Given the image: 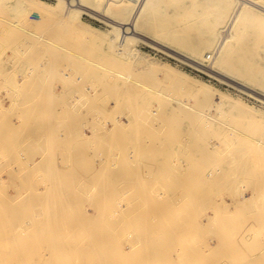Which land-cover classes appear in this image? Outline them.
Wrapping results in <instances>:
<instances>
[{
  "label": "rangeland",
  "instance_id": "1",
  "mask_svg": "<svg viewBox=\"0 0 264 264\" xmlns=\"http://www.w3.org/2000/svg\"><path fill=\"white\" fill-rule=\"evenodd\" d=\"M40 1H43L44 3H46L48 5H55L57 3V0H40ZM87 1H86V3L92 8L90 9V12L82 13L81 20L83 21V23H85L87 25H92V26L96 27L102 33L107 34L108 37L112 34L110 31L111 26L103 18V14L106 13V14L114 17L117 20H130L131 21L134 19L133 16L135 15L136 11L138 9H140L141 7H143V4H142L143 0H138V4H140V5H135V6L131 5L129 7L122 6L120 0H118V1L117 0H87ZM256 1L257 2H259V1L264 2L263 0H256ZM166 3L167 4H165V2L161 3V5L159 6V8L156 11H152L148 15L147 14L145 15L144 12L142 13L140 19L138 20V26L140 27L141 30H143L145 33H147L152 39L151 38H145V39H147L146 41H143L144 39L142 41L139 40L136 44V47H137V49H139V51L143 55H145L151 61H154L157 64L168 65V66L172 67L173 69L178 70L179 72H186V73H188V75H190L189 76L190 80L196 81L198 83H204V84L209 85V87L212 88L213 91H215L214 93L212 91V93L214 94V96L212 95L214 97L212 103H210L211 101L204 100L199 96H197L194 99L193 97L195 94L193 95L191 93L189 95L187 88H182L181 90L170 88L172 86V84L166 80H162L161 77L156 76V78H155V75H153L154 77L153 76L152 77L154 79H157L156 81L153 80L151 77V74L146 75L141 70H136V68L134 66L138 65V64H134L133 62H131V60L123 57L122 55H120L118 53H116L117 51L112 49L110 44L104 40H101V39L94 40V44L92 45L90 43L91 42L90 40H85V39H82L81 37L77 38L78 37L77 35L76 36L72 35L74 33L73 31H72L73 33H71V32L69 33L71 28L65 27V26H63V24L59 25V23L57 22L58 20L54 16L51 18H55L56 20L48 18V15L42 9H40L36 15L33 12H30L28 14V16L25 17L26 19L24 21V25L29 26V27H33V28H36V27H34L36 25L37 28L39 29L40 33H42V34L44 33L47 36L49 35V38H45L44 36H42L45 39L44 41H37L36 40V42H34L35 41L34 38H30L31 39V41H30L29 39H27L29 37H27V38L24 37L25 34L22 36V34H21L22 31L16 30V31H18L17 33H16V31H14L15 28L17 29V27H15L14 29L12 28V30H11L9 25H11V27H14V26H12L13 25L12 24V20H13L12 12L7 11V13H5V16L2 19H0V22L2 21L0 24V27L2 26L3 21L5 23L9 24V25H6L4 23V26L0 29V33L2 30H4V32L2 31L1 35H3V33H4V35L7 36V37H5L4 35L3 36L0 35L1 36L0 37V112L3 113V115H2V113H0V115H1L0 119H3L0 122L3 121V124L5 122L8 123L7 125H6V123L4 124V126L6 125L7 129H5V127L3 126L5 131L3 130L2 132H0V134H2V133L6 134L5 135L6 139H8L7 140L8 142H6V143L12 142V139L9 138L10 135L14 136L15 133H16L15 136H18L19 134H20L19 136L22 135L24 139H21L22 136L20 138L18 136V139L15 138V140L17 139L18 141H21V143L26 141L24 144H27V143H29V144L24 145L25 147L24 146L21 147V143H20L19 152L21 150L22 154L20 153L21 156L19 159H21V157L23 159V156L25 157V159L30 158L32 155L28 156V158L26 156V154L29 153L28 148H30L31 149L30 151H32V153L35 152V157L37 156L35 158L34 154H33V158L35 159L33 162L36 163V160H39L38 158H40L43 155V153H42L39 155L40 157L38 156L37 151L39 152L40 149L42 150L43 146L40 149L37 148L36 142H37V145L41 146V141H42L43 142L42 145H44V148H45V144L48 142H45L46 139L44 137V134L46 132H48L45 135V136L48 135L50 138V142L48 144L51 143L50 146H52L55 143V146H52L53 148L51 147L53 149V150H51L53 155H51L52 153L47 150V149H49V147H47L48 145H46L47 149H45L44 155L46 154L48 156V153H46V151L49 152L51 156H48V157L51 160V157L53 156L52 163L53 164H54V162L56 163V166H54L56 169H54L51 166L52 163L50 161V163H51L50 166L52 167V169L55 170V173H56V178H54L55 176L53 177L55 180L54 187H52V189L54 188L55 191L54 190H52V191L56 192V194H57V196H56V194L51 195V196L52 197L56 196V197H58L56 199H58V201L60 200L59 202L57 201V203H54V204H56L55 205L56 207L53 210H55V215H57V218L60 217L62 219V216L64 218H67V214L70 212L68 210L65 211V209H64L65 198L63 196L66 197V195H65L66 192L73 191L74 196H77L78 200L81 199V200L86 201L85 199H87V203L84 202V204H83V201H79V203L80 202H82V203L81 204L78 203L79 205H77V199L75 197H73V192L72 193L70 192V193L72 195V200L76 201V203L70 202L71 199L69 197L71 195L69 196V194H68V198H66V200L67 199L69 200V202L66 201V206L70 205V207H72L71 209H73V212L71 209H69V210H71L72 213H69V214H71V216H69L70 217L69 219L68 218L66 219L69 222V225L67 224L68 227L64 226L65 224L64 225L62 224L63 225L62 227H64V229L66 231L67 230L68 231L66 233H64L62 231H65V230L60 228L61 229L60 232H61L62 237L61 236L59 237L60 234L59 235L55 234L56 235L55 240H57V242L54 243V246H53L54 249L52 248L55 252L52 251L51 259L54 255L55 256L60 255L62 257V259H60V261L58 259L61 257L58 258V256H57L58 259L54 257L55 259L53 258V260H51V261L55 262V260L56 261L58 260V262H56L55 264H57L59 262H60L59 264H69L68 260H70L71 258H72V260H70V262H72L73 264H89L91 262H92L91 264H96V263H98L96 260L97 254L102 255L100 260H101V262H103L102 260L108 259V255H109L108 253L111 251L110 247H108L109 243H111L113 245L112 246L110 244L111 247H113V249H112L113 253L112 254H116V258L119 257L118 260L120 259L119 260V261H121L120 264H122L125 260V259L123 260L120 257L121 255H123V253H120V252H122V250H124L123 252L126 253L127 256H131L132 259L131 258H129V259H130V262L132 261L131 262L132 264H133V262L134 263L137 262L136 264H138V262H140L141 259L144 258L145 255H148V253H149V256H151V257H150V259L148 258L149 260H147V258H146V260H147V262L150 261L149 262L150 264H155V260L157 261V259H156V257H154V255H157L158 257L161 256L159 258V260L162 259V257L165 258L166 260L165 259L164 260L167 262V264H168V262H171L169 264H172L173 261L175 263L176 260H177L176 264H179L180 262L185 261L187 259L186 256H188V258H189V255L185 254L184 255L186 257L185 260L182 259L181 261H179L177 259L178 255H179V257H178L179 259L183 258L184 256L180 257V255H181V253L183 255L185 253L184 251L186 250V249L181 250L184 248V242H182V241H185L186 247L189 246L188 248H192V247H190V245H188L191 243L186 244V239H187V242H189V241L193 242L192 246H193V248L195 247L196 251L198 250V253H197V255L199 254L198 257H200V255L202 253H204L203 255L205 257L202 258L204 260H202L201 262L204 261L203 263L207 264L206 259H205V258H207V259H209L208 264H217L218 260H221V261H219L221 264H225V261L227 264L228 261L225 259H227L228 257H226V256L229 255V258H230V254L227 253V251H228L227 249L229 246L231 247V244L233 243L232 241L234 239L237 240V242L235 243V245H236L237 243H239L240 239L243 240L241 238V236L245 235L243 233L248 232V233H250V235L252 234L251 236L253 237L254 233L255 234L258 233V231H257L258 228L256 226L257 225L260 226V224H261V226L259 227V229L262 232L261 234L264 235V230L261 229L264 225V170L261 169L264 167L262 165V164H264L263 163L264 162V160H263L264 159V155H263L264 150L260 151V150H257L255 147L253 148L252 145L248 146V145L252 144L253 140H255L256 138L258 139V137L264 135V102L259 97V93H256V92H260L262 94L264 93V83H263V81H264V33L261 31V28L259 27V25H256V23H258L260 18L264 15V12L259 10L258 8L251 7L252 10H255L254 11V13H255V24L252 26V28L250 27L249 30L246 31V33L242 32V30L240 31L242 26H240V20L237 19L236 23L234 24V26L231 30V34H233V35H232V37H231V35L229 36V38L227 39L225 45L222 48L223 50H222L220 48V45H219V43L221 42L222 37H223L222 33H224V31H228V29L230 27L229 22H231L232 17H234V11H231L229 13V15L226 17L225 23L221 27L222 28L221 31L218 32L216 35L217 37H211L207 41H204L203 43L201 42V44L198 45L197 42H199L198 41L199 39L204 40V38L207 37V35L202 36V35H205L207 31L203 32V30L206 28L205 27L206 25H205V23H204V25H203V23L201 24V22H204L203 19L206 16L205 13H207L209 10L208 5L204 4L203 2L196 4V2H194L193 0H184V1L183 0H181V1L180 0H170V1L168 0ZM177 3L179 4V6L181 8L177 7L178 6ZM135 9H136V11H135ZM186 10L188 13H186ZM203 11H204V13H203V15H201V13ZM231 13H232V17H231ZM174 14H176V15H174ZM170 15H172V16H170ZM192 15L193 16L195 15L196 17L195 16L193 17ZM173 16H175V17L171 18ZM179 16L182 18L180 20H177V17H178V19L180 18ZM181 20H183V21H181ZM179 22H180V24H179ZM184 24L186 27L184 26ZM228 24H229V26H227ZM237 24H238V27H237ZM46 26H47V28H46ZM57 28H60L59 29L60 33L59 32L57 33V31H58ZM68 28L70 30H67ZM237 29H239V30L236 31ZM47 30H48V32H45ZM195 30H196V32H195ZM9 32L10 33L12 32L14 35L15 34L19 35V33H20V37L22 36L21 37L22 39L18 36L20 39L18 38V40L14 41V43H15L14 44L13 40L17 39V37L14 38L13 37L14 35H11V36H9V37H11L9 39V37H8ZM49 32H51L52 34L50 35ZM190 33H192V34H190ZM58 34L60 37L58 36ZM199 34H201V35H199ZM62 35H64V36H62ZM23 39L25 41H23ZM153 39H154V41H153ZM10 40L12 41L13 45L11 44ZM71 40L74 41L76 44L73 43ZM77 41H79V42H77ZM30 42H32L33 44ZM255 42H257V43L255 44ZM19 43L22 46H23V43H26V44H24V46L22 47ZM48 43H50V44H48ZM58 43H60V44H58ZM70 43H73V44L71 45ZM206 43H208V44H206ZM8 44H9V46H8ZM74 44H75V46L73 48ZM66 45L70 48V50ZM76 45H78V47ZM210 46L212 48H210ZM79 47H80V49H83V47H85V48L81 51V50H79ZM64 50H65V52H64ZM71 51H73V52H71ZM213 51H214V57L211 61L208 62L206 60V57H207L206 54L208 55V53H211ZM66 52H69L72 55H70ZM109 55H111L112 58H114V59L112 60V58H109L110 61L108 62L107 57H109ZM116 59L120 62L127 64V72L125 69L126 66L124 67L123 66L124 64L123 65L119 64L120 62L116 61ZM216 59L222 66V68L220 69L222 74L217 73L218 72L217 70H219V69H215L216 71H214V62ZM67 60H69V61H67ZM226 61L228 63H230V65H228V63ZM115 62H117V64L120 66L122 65L121 69L125 70L124 71L125 73L123 71L119 72L121 70L118 68L119 66L117 68H114V66H117V65H114ZM108 63L110 65H108ZM128 63L133 66V68H132L131 65H129V67L132 70L130 68H128ZM89 64H90V67H89ZM91 64H93V65H91ZM74 65H75V67H74ZM94 65H96V66H94ZM110 67H113V69ZM123 67H124V69H123ZM99 68H101V69H99ZM87 69H89V70H87ZM104 69H105V71H107L106 74H105ZM114 69H117V70H114ZM128 69H130V70H128ZM133 69H134V71H133ZM128 71L130 73H128ZM227 71H229V72H227ZM234 71H236V72H234ZM112 73H113V75H112ZM122 73H124V74H122ZM126 73H128L127 74L128 76L126 75ZM139 73L142 74V76L146 77V78L149 77V75H150L152 80L148 79V78H147V80L145 78L144 79L139 78V76L137 75ZM131 74L132 75L136 74L137 77H135L133 75L135 78L134 77L132 78ZM118 77L120 79H118ZM69 78L74 80L76 83L73 81H70ZM126 79L128 80L129 84L131 82L135 83V84H131V85H136V84L138 86L140 84L141 85L142 84L147 85L148 87H150L152 89V90L150 89V93L152 96L150 95V93H143L142 90L138 91V89H137L138 86L137 87L135 86L136 88H134V89H137V91H138V93H137L138 97H137L135 95L137 91L132 90L131 86L128 84ZM68 80H69V82H68ZM147 81H148V84H146ZM158 81H160L161 84ZM151 82H152V85H151ZM167 82H168V86H167ZM155 83H156V85H155ZM158 83H159V85H157ZM239 83L249 85V86L253 87L256 91H252V90L250 91L249 89L247 90V88L241 87L239 85ZM162 86H163V88H162ZM164 86H166V87L164 88ZM77 87L79 89H81L82 87H84V88H82V91L80 92ZM25 88H26V90H25ZM28 88L32 89V90H28ZM169 88L172 90V92L169 91ZM75 89H77V91ZM105 89L106 90L108 89L109 93L107 91H104ZM94 90L97 91L98 93L95 92ZM35 91H37V93ZM93 91L95 93H93ZM157 91H159L160 93L163 92L164 96L159 95V94L155 95L154 93H156ZM166 91L168 93V96H167ZM16 92H19V93H16ZM76 92H77V94H75ZM152 92H154V93H152ZM30 93H31V95H30ZM67 93H68V95H67ZM113 93H114V95H113ZM218 93L221 94L222 96L223 95H229L235 99H238L241 101L242 105H247V106L251 107L253 110L242 111L241 109L240 110L236 109L235 111H233V113L231 115H229L230 112L228 111V109H223V111L218 112L217 109L214 107V103H216V101H218L220 99V97H219L220 95H218ZM109 94H112L113 96L110 97ZM87 96H89V97L87 98ZM96 97H97V99H96ZM156 97H159V98H156ZM83 98L87 99L89 102L87 100H86V102H84L85 99H83ZM89 98L92 99V101H94V103H92V101ZM134 98H136V99H134ZM64 101L69 102V103H67L68 105H66V103H64ZM179 101L181 102V104L179 103ZM183 101L187 104L189 103L188 106H190V107H186L185 106L186 104ZM12 102H13V105H12ZM17 102H18V104L16 105ZM28 103H29V105H28ZM70 103H73V104H70ZM80 103H82L84 106L86 105L85 106L86 108ZM92 104L93 105L95 104V105L93 106ZM199 105H200V107H199ZM209 105H210V107H209ZM96 106H98V107H96ZM25 107H26V109H25ZM35 107H37V108L35 109ZM70 107L71 108L73 107V108L71 109ZM87 107L89 108V110ZM94 107H96L95 108L96 110L94 109ZM7 108H9V109H7ZM27 108H29V109H27ZM45 108L46 109L48 108V109L45 110ZM50 108L54 114L52 112H50ZM182 108H183V110H182ZM204 108L209 109L210 115L204 114L202 117L200 116L201 118L200 117L198 118V114L200 112H203V110H205ZM3 109H5V110H3ZM7 110H9V112H7ZM66 110H68V112H69L68 116H67ZM86 110L88 111L87 114L85 112ZM24 111H25V114H24ZM47 111L49 114L45 115V113ZM94 111H95V114H94ZM255 111H259V112L261 111V113H257ZM6 112H7V114H6ZM70 112L73 114H71ZM100 112H101L100 115H102V116H100L98 114ZM227 112H229V113H227ZM15 113H17V114L14 115ZM80 113L84 114L82 116L84 119L81 118L82 114L80 115ZM105 113H106V115H105ZM5 114L7 115V117L10 115L9 116L10 120H9V118H6ZM240 114H242V115L239 116ZM42 115H43V120H42ZM60 115H62V116H60ZM86 115H87V117H86ZM2 116L3 117L5 116L4 118H6V119H4ZM46 116H49V118ZM99 116L101 118L102 117L103 118L100 119ZM259 118H262V119L260 120ZM45 119H48V121ZM60 119H61V122H59ZM8 120L10 121V123ZM92 120H95L93 123L97 122V123H95L96 127L94 126L93 123L90 124V122H92ZM104 120H105V122H103ZM211 120H212V122H211ZM63 121H66V122H63ZM86 121H87V126L85 125ZM98 121H100V122H98ZM208 122H211L212 124L207 125L206 123H208ZM98 124H100V125L102 124V125L101 126L99 125V127H97ZM11 125L13 126V128H17V131H15L16 129L13 131ZM52 125H54L55 127L57 126L60 129L55 128ZM90 125L94 126V128L92 129V130H94L93 132L99 131V133L96 132L97 134L94 135L92 133V131H89L91 129ZM25 126H26V128H24ZM9 127H11V128H9ZM30 128H32V129L34 128L33 130L32 129L31 130L35 134L38 132V135H35L30 130ZM39 128L41 130H42V128H46V129L41 131ZM95 128L96 129L98 128V130H96ZM56 129H58V130H56ZM257 129H259V130H257ZM22 130H23V132H22ZM53 131H54V133H53ZM106 131H107V133L112 131L113 134L111 133V135H113V136L116 135L115 136L116 138L110 137L108 135L105 136ZM253 131L255 133H253ZM39 132H41V133H39ZM50 132L53 135H51ZM57 132H58V134H57ZM82 132H84V134L86 133L85 134L86 136L87 135L89 137L91 136L90 140L86 139V142L89 140V142H87V144H88L87 146H86V143L84 141L85 139L83 140L80 137V136L83 137V135H84ZM24 133H25V135H24ZM26 133H28L29 135H26ZM30 134H32V135H30ZM72 134L74 135V138H72L73 137ZM58 135H60V137ZM76 135H78L77 137H78V140L80 141L78 143L79 144L83 143L84 145L83 144L82 145L84 147L86 146L85 148L87 149V151L90 149L88 152L83 147L82 148H75V147H78V145H79L77 143V141H78L77 139H76L77 140L76 142L74 141L75 142L74 144H77V145H73V140H75V138H77ZM96 135H97V140H96ZM34 136H38V138L34 137ZM64 136H66V137L68 136L67 138H71L72 140L65 139L66 137H64ZM134 136L138 137L137 139H139V141H136L137 139ZM3 137H4V134L0 135V138H1L0 140H2ZM55 137L60 138L59 139L60 143H56V142H58V140ZM99 137H101V139H102V140H100L101 142L98 141ZM262 137H264V136H262ZM262 137H260V138H262ZM32 138H33V141L29 140ZM51 139L53 141H51ZM142 139L143 140L145 139L147 141L143 142ZM182 139H183L184 143L181 141ZM4 140L5 139H3V141ZM66 140H68V141H66ZM91 140H93L94 142L93 141L91 142ZM118 140H120V141H118ZM261 140L264 141V138ZM5 141H4V143H5ZM70 141L72 142V144H69ZM111 141L113 142V144L111 143ZM34 142H35V144H34ZM52 142H53V144H52ZM146 142H147V144H146ZM4 143H1L2 146H4ZM17 143L13 142L11 144L14 145ZM91 143H92V145H91ZM94 143L97 146L93 145ZM11 144H10V146H11L10 148H13L12 147L13 145H11ZM68 144H69V146L73 145V148L72 147L71 148L73 151H76L78 156L72 150H70L71 149L70 147H68V150H66L67 149L66 146ZM118 144H121L120 148H117ZM135 144L136 145L139 144L140 146L138 145V147H136ZM82 145H80V146H82ZM143 145L145 147H143ZM186 145L188 148L186 147ZM18 146L17 147L15 146V150L16 149L18 150V148H19ZM93 146H95V147H93ZM125 146L127 148H125ZM133 146L136 147V149L134 147V150H135L134 152H136V153L133 152ZM141 146L143 147V149ZM0 147H1V145H0ZM32 147H34V148H32ZM57 147H59V148H57ZM98 147H100V150H98ZM113 147H115L117 150L116 149L113 150L112 149ZM247 147L249 150L253 149V151L251 150V151L247 152ZM10 148H8L7 150L5 148H2L1 151L4 152V150H6L8 153L10 151L9 150ZM44 148L41 152L44 151ZM123 148H125V150ZM137 148L140 150L139 151L140 154L138 153L139 156L136 158L137 152H138ZM101 149H102V155H101ZM119 149H121L122 151L124 150L123 151L124 155L119 153ZM229 149H231V151ZM13 150H14V148L11 151H13ZM22 150H24V151H22ZM94 150L95 151L97 150L98 153L94 152ZM108 150H110L109 152H112V154H109ZM121 150H120V152H121ZM142 150L145 152V154H142ZM177 150H178V152H177ZM68 151L70 152V155H71V153L73 154L72 157L75 156L76 158L75 157L72 158L70 155H68L69 154ZM91 151H93V152H91ZM179 151H180V153H179ZM10 152L8 154L12 156V154ZM15 152H17V151H14L13 154H18ZM23 152H25V153L27 152V153L23 154ZM65 152H66V154H65ZM86 152H87V154H86ZM249 152L250 153L252 152L253 155L249 154ZM4 153H6V152H4ZM36 153H37V155H36ZM93 153H95V154L92 155ZM127 153H129L130 155ZM228 153L231 155H229ZM258 153H260V154H258ZM20 154H18V157ZM118 154H120V155H118ZM0 155H2V152ZM5 155H7V154H4V156ZM29 155H30V153H29ZM83 155H86V156L89 155V157L87 156L88 160H86L85 156L83 157ZM104 155H105V157L103 158ZM108 155L110 156L111 164L115 168H113L112 165L109 163L110 160H108V158H107ZM116 155L118 156V158H116L117 157ZM232 155H233V157H232ZM255 155H257V156H255ZM4 156H0V157H3V158H1L2 160L6 157V156L5 157ZM45 156H42V158H40L41 162H44V163H45V161L47 162V160H46L47 156L46 157ZM69 156H70V158H69ZM93 156L98 161H96L95 158H92ZM111 156H112V158H111ZM127 156H130V158ZM15 157H17V155ZM43 157L45 160L43 159ZM113 157H115L114 158L115 161L112 160ZM144 157H145V159H143ZM248 157L250 159H248ZM33 158H31V160H33ZM66 158H68V159H66ZM121 158H123V159H121ZM126 158H129V160ZM146 158H147V160L149 159V161H147ZM230 158H233V159L230 160ZM8 159H6V160H8ZM74 159L78 162H75ZM90 159H92V160H90ZM93 159L95 160V162H93L94 161ZM137 159L139 161L138 162L139 164L134 161V160L137 161ZM180 159H181V162H179ZM257 159H259V160H257ZM6 160L4 159L3 160L4 162L3 161L0 162L1 165H3V163H6L7 165H8V163H10L11 165H8V168H7V165L6 166L4 165L5 166L4 169L3 170L0 169V179H3V181L5 183H3V181H0V182L3 184H6V182H8L7 186L4 185L6 188H3V189L5 192H9V194L11 196H14L16 198L14 200H17V197H19L20 194L22 195V190L24 191L25 189H28V188L21 186V180L18 176H20V174H22V173L21 172L19 173V170L16 173L14 169L17 170V166L19 167V169L23 168L25 163L23 166H19L17 164L18 161L16 162L15 158H14V160H12V158L10 157L11 162H5ZM21 160H20V162H21ZM66 160L67 161L72 160V161H74V164H73V162L69 163ZM127 160H128V163H127ZM175 160H176V162H174ZM248 160H249V163H248ZM261 160H262V164H261L262 166L260 165L261 168H259L260 166H258V165L260 163L259 161H261ZM24 161L28 163V166L31 165L30 160H24ZM112 161H113V163H112ZM227 161H228V163H227ZM232 161L234 164L232 163ZM237 161L239 163H237ZM64 162L72 164V167L69 164L68 165L66 164V165L70 166L69 168H71L73 170L66 168L67 166H64L65 165ZM89 162H91V163L93 162V164H91ZM106 162L109 163V164H107V166L110 165L109 166L110 169L107 167V169H109V171H107V172L104 171L106 169L105 168L104 170H101L102 171L101 172L100 169H102V167L106 166V164H105ZM115 162H117V164H119L118 167H116L117 164H115ZM142 162H145V163H142ZM27 163H26V165H27ZM37 163H36V165H37ZM44 163L43 164L41 163L42 164V166H40V167H42L40 169L41 172H43V168H45V166H43V165H46V163L45 164ZM77 163H78V168L79 167L80 168L79 169L76 168V171H75V167H77ZM129 163L131 165L133 163H135L134 165L131 166V167H133V166L134 167L130 169V166L128 167V165H130ZM140 163H142V164H140ZM246 163H247V165H246ZM39 164H40V162H39ZM88 164H89V166H88ZM21 165H22V162H21ZM74 165H76V166H74ZM135 165H137V166H135ZM144 165L146 168L144 167ZM234 165H236L235 168H234ZM9 166H12L13 169L10 167V169H12V172L10 171V173L7 174V172H9V171H7V170H9ZM48 166L49 165L46 166L47 168L44 169L43 173H45L47 171L46 169H49ZM168 166L171 167L173 170L170 169ZM37 167L38 166H36V168ZM92 167H93V169H91ZM97 167H98V169L100 167V169L96 170ZM127 167L129 169H127ZM0 168H1V166H0ZM39 168L36 169L37 172L40 171ZM65 168H66V170H65ZM122 168H123V170H122ZM125 168H126V170H125ZM52 169H50V170L52 171ZM67 169L71 170V171H68L71 174L65 172V171H67ZM146 169H149L148 170L149 175H152V177L150 179H148V177L146 176V175H148V172L146 171ZM211 169L212 170L214 169V172H213L214 174H211V172H212ZM257 169H259V171H257ZM50 170L48 171V173H50ZM92 170L94 173L96 172L95 175L93 174V172H91ZM152 170L154 171V173ZM112 171L115 174L112 173ZM243 171H245L247 174L245 175V172H243ZM41 172H39V176H38V177H40V180H43L44 178H46V177L48 178L50 176L47 174L48 176L46 175V177L41 178L44 176V175H42L43 173H41ZM172 172L173 173L175 172V173L173 174ZM12 173H15L17 175L19 173V175L16 176L15 174H12ZM40 173L42 176L40 175ZM51 173L54 174V172H51ZM10 174L12 176H9ZM88 174H90V175L86 176ZM239 174H240V176H239ZM37 175L38 174H36V176ZM72 175L74 178L72 177ZM100 175H104L107 177H105V179H103V180L102 179L100 180V178L102 177V176L100 177ZM243 175H245V176H243ZM69 176H71L75 180L69 179ZM75 176H76V178H75ZM97 176L100 178H98ZM9 177H12V179ZM51 177L52 176H50L48 179L50 180ZM94 177H95V179H94ZM154 177L157 179L154 180ZM162 177H164V178H162ZM234 177L236 180H234ZM47 178H46L47 181L46 180H44L42 182L40 181L41 185L38 182L39 185H35V187H33V188H36L37 194H38V192L45 191L47 184L48 185L51 183L53 184V182L48 183ZM86 178L90 182L86 181ZM120 178H121V180H120ZM123 178H126L129 181L127 180L128 182H126ZM141 178H143V179L141 180ZM180 178L182 179V181ZM65 179L68 181L66 182ZM144 179H146V180H144ZM246 179L249 182H247ZM56 180H57V183H56ZM70 180L74 181V183L73 182L69 183ZM96 180H98L97 183H95ZM146 181H147V183H146ZM240 181L242 182L241 184H243V185L240 184ZM44 182L47 184L45 185ZM122 182H125L126 184L125 183L122 184ZM67 183H69L71 185V187H69L67 185ZM86 183H89V185ZM127 183L128 184L130 183V184L127 185ZM146 184L150 186V190L153 189V190H151L152 192L155 191V193H153V197H152V194H150L151 192H148L149 195H151L150 198H152V201H153V198L155 196L157 198H160L159 200L157 198H155L157 200V204H156V201H153V202H155V203H153L155 205V207H153V208H151L153 206L152 204H151L152 206L150 204L147 205L148 200L145 199L148 197L146 196L147 194L144 191L147 188H149V186H147ZM63 185L67 189L69 188L71 190H67V191L64 190V193H65L64 194L63 193ZM47 188L51 189V187H47ZM66 188H64V189H66ZM144 188H146V189H144ZM178 189H180V190H178ZM191 189L196 190V192L193 190V192L195 193V194L193 193L195 195V197L194 196L193 197L195 199L193 197H188V195L190 196V193H192ZM156 190H158L159 192L158 191L156 192ZM161 191L163 194L161 193ZM175 191H176V193H175ZM184 192H186V194ZM46 193H48V192H46ZM50 193H52V192H50ZM75 193L77 195H75ZM90 193L94 194L93 196L91 195L93 198L98 195L97 198H94V200H96V201H93V198H91V196L89 195ZM158 193H159V195H158ZM173 193H174V195H173ZM183 193H184L185 197H184ZM52 194H54V193H52ZM86 195H88L87 196L88 198H85ZM101 195H102V197H100ZM164 195L168 196V198H169V196L170 197L174 196V197H171L170 201H167V199H166V201H167L166 202L165 200L162 201V199H161L162 197L163 198L165 197ZM36 196H38V195H36ZM43 196H44L43 199H46V197H45L46 194H43ZM51 196L47 195V197H51ZM186 196L188 197L187 198L188 200H189V198L191 199L190 202L196 201V203L192 202L189 206L190 202L185 199ZM40 197L42 198L41 195H40ZM82 197H84V198L82 199ZM98 197H100L101 199H99ZM38 198L39 197H37V202H38L37 207H39V209L37 208V212L40 211L39 212L40 214L39 213H37V214L39 215V217L42 216L44 218L43 214H41V213H43V210H42L43 208L45 210V206H43V204H42L43 201L40 200L41 198L40 199H38ZM48 199L45 201L47 202ZM53 199H54V197H53ZM103 199H104V201H102V204H101L100 202ZM144 199L147 201L146 203L144 202L145 201ZM90 200L93 201L92 203H95V202H97V203L92 204L90 202ZM113 200H114V203L116 202L115 204L113 203V205H115V206L112 205ZM130 200H131V202H130ZM175 200L177 201L176 203H175ZM202 200L204 202H206L208 205L206 206L205 205L206 203L205 204L202 203L201 202ZM45 201H44V203L46 204ZM53 201L56 202L55 199ZM88 201L90 203H88ZM161 201H162V203H161ZM164 201H165V203H164ZM208 201L211 202V205L215 204L216 206H218V207H215L217 212L215 211V208H214L215 205H213V206L209 205L210 203ZM178 202L180 203V205L177 204ZM200 202L202 203V205L205 206V208H204V206H202L200 204ZM21 203L22 202H18L17 204L19 206H21ZM49 203H50V201H49ZM49 203H47L46 208H48ZM99 203L101 204V206H104V208H107V209L104 210L103 207L100 208ZM106 203H107V205L105 207L104 204H106ZM51 204H53V203H51ZM171 204H173V206ZM192 204H193V206H192ZM198 204H200L203 209L202 208H196V207H198ZM74 205H76V206L73 208ZM166 205L170 208V210L172 207H173L172 210H174L175 207H176V210H174V211L171 210V212H169L168 211L169 209L166 208L167 207ZM176 205H178V207L179 206H182V207L178 208ZM200 205H199V207H200ZM40 206H41V209H40ZM66 206H65V208L67 209ZM144 206H147V207L149 206L148 209L150 210L149 211L146 209L147 211L150 212V213L149 212L147 213L146 218H145L146 210H144L145 209ZM191 206L193 207L192 209L196 208L198 210V213L200 210L201 212L199 214H203L205 212L204 215L207 214L209 216H207V215H205L204 217H202L203 215L200 216L197 213V211H195L196 209H194V211L191 210ZM114 207L116 210L114 209ZM116 207H119V208H116ZM210 207L212 209L214 208L213 211H212V209H210ZM111 208H113V209H111ZM180 208L181 209L184 208L183 211H181V213H180V210H181ZM122 209H124L123 210L124 213L123 212L120 213V211H122ZM166 209L169 212V214H171L170 218L167 217L168 212H166ZM47 210H49V208ZM160 210H161V212H158ZM218 210H219V213H218ZM151 211H153V212H151ZM64 212H66V213H64ZM97 212L100 213V214H97L98 217L95 216ZM183 212H186V213H183ZM48 213L52 214V211L50 210ZM48 213H46V214H48ZM79 213H80V215H81V213L83 216L85 215L84 217L86 219L90 213L93 215V217L90 215L91 219H88V220L84 219V220L88 221L89 223L91 220V223H93V225H91V223H90L91 226H95L97 223H99V220H101V218H102V217H100L101 215L105 216L103 220H105V218L107 219V217H109L110 219H108V220L114 221L115 217L112 216L113 218H111V215L116 214L114 216H117L119 214V216L116 217L118 221L116 220V222H115V229L116 230L113 233H105V234L94 233L91 230L93 228H96V227H91L90 232H93V233H89L88 236L91 235L92 237H96V238H100V237L103 238V236H104V239L109 237L108 239L110 240V242L107 244V246L102 248L103 249L102 253H101V251H100V253H97V251H99V248L96 249L97 247L93 246V251H94V254L96 253V255H95L96 258L94 257V254L92 256H88L89 258L87 257V254L88 255L90 254V251L87 248H90V250H92L91 247H89V244H88L89 242L88 243L86 242V241H88L87 240V234L86 235L84 234V238L86 237V240L85 241L83 240L84 244H81V242L79 243V241L82 240V238L80 240V237H82V236L79 235L80 233L78 231H80V229L77 227V224L81 223V221L83 220L82 219L80 221V219L83 217L81 216L79 218V216H80ZM161 213H163V215L161 216L162 218L160 217ZM176 213L178 214V218H177ZM194 213H197L198 216H200L201 218L199 217L198 219L195 220V218H197L198 216H197V214H195L194 217L191 216ZM214 213H215V217L217 215H219V217H220L218 219H217L218 216L216 218L213 217L215 220H218L216 222L217 224H219L220 221H225V220H221L222 218L228 219L230 217L229 219H231V220H230V222H229V220L226 221V224L228 223V225H224V222L223 223L220 222L224 226L222 224L218 225L217 227H218L219 231H217L218 229L216 230V228H214V230H216L219 233L218 234L213 233V235H211L212 232H210V231L213 230V228L212 227L210 228L209 224H210V226H212L213 223H211V222H212L213 218H211L212 219L211 220L209 217H211L212 215L214 216ZM124 214H126V215H124ZM164 214L166 215V217L168 219L165 218ZM172 214L173 215L175 214L176 217L174 216V218H171ZM184 214H186V217ZM239 214L240 215L242 214L243 216H240ZM138 215L140 218H138ZM180 215H182V216L180 217ZM227 215H230V216H227ZM236 215H237V217L235 218L234 216H236ZM183 216L185 217V221L181 220L183 218ZM195 216H197V217H195ZM231 216H233L235 218V221H236V219L239 220L241 217L245 218V216L249 220L253 219L252 221L247 220V222H245L246 218L245 219L241 218V221L245 222V225H247L245 227L239 225L241 223L240 221H239L240 223H238V221H237V223L234 221L242 229L246 228V227L249 228L248 224L250 222H251V224L256 223L254 221V219H255L257 221V223H256L257 225L254 224V225H256L255 226L256 228L254 226L250 225L251 227L249 229L247 228L248 231H247V229L246 230L243 229L245 231H241V233H242V235H241V233L239 232L241 230V228L238 227L235 223L231 222L232 219L234 220V218H232ZM39 217H38V219H39L38 226L40 225V227H42V225L40 223L43 222V221H41L43 218L41 219V217L40 218ZM46 217L50 218V216H46ZM71 217H73V218H71ZM148 217L150 218L151 221L148 219ZM152 217H154V219ZM155 217H157L159 225L160 224L164 225V228H166L167 231L170 233L168 236L173 237L170 240H169L170 237L168 238V240L170 242L165 240L166 239L165 237H166L168 232L166 231V229L163 228L162 225H160L162 228L161 231L164 229L166 231V233H164V231H162V232L159 231L157 233L158 234L163 233V235L162 234H160V235H162L161 238H163V236H165L164 237L165 241H163V239H160V237H159L160 235H158V234L156 237L155 231H157V230H153L154 228H151L149 226L150 222L153 225L157 222V221L155 222V220H156ZM190 217H193V220H195L194 221L195 223H197V222L200 223L199 225L197 224L198 225L197 226L198 231L200 230L199 226L203 225L204 223L206 224V228H207L208 232L206 230H204L205 224H204V226H202L204 228H201V231H200L202 233L207 232L208 237L206 236L205 238H211L213 236H215V237H213L212 239H207V243H205L206 240L204 239V237H202L204 235V233H203V235H200L202 233H200L198 235L197 232L191 231V229L192 230L195 229L196 224H194L192 218H190ZM88 218H90V217H88ZM92 218H94V222H92ZM144 218H145V220H147V222H144L145 221ZM175 218L178 220L180 219L182 221L181 222V221L177 220L178 223L181 222V226L184 228H182L180 226V223L177 226V223H176L177 221L176 220L173 221ZM70 219L72 222L69 221ZM137 219H138V222H137ZM139 219L141 222L139 221ZM166 219H167V221H166ZM208 219H210V220L208 221ZM77 220H79V222ZM133 220L136 221V224L140 222L141 223L140 226L142 228H143V226H146L147 223H149V224H147V226H149V227H147V226L144 227L145 228L144 230L141 229L139 225H137L136 228L132 227V225L130 223ZM152 220L154 221V223ZM135 221L132 224H135ZM169 221H171V222L173 221L172 224ZM174 222H175V224H174ZM190 222H192V223L190 224ZM243 222H242V225H243ZM83 223H86V222L83 221ZM229 223H232L230 225L233 228L229 227L230 226ZM182 224H185L186 226L182 225ZM233 224L236 227H234ZM130 225L133 229L130 228ZM155 225H158V223ZM170 225H172V226L169 227ZM174 226H176L177 228L178 227L181 228V230L178 228L179 231H181V232H183L185 230V227H187L188 229L186 228V231L187 230L190 231L191 234H193V232H195L194 234H197V235L196 236L194 234L189 235V234H187L186 231H185L186 233H183L182 235H184V236L187 235V237L195 236V238H197V236H198L197 240L192 241L191 239H193L194 237L193 238L189 237V238H191L190 240H189V238L185 239L186 236L185 237L183 236L185 240L182 239L181 238L182 235L180 236L181 232H179L177 228H174ZM221 226H222V229H221ZM225 226H228V228L226 227V230L229 231V233L226 232V230L224 229ZM214 227H216V226H214ZM157 228H158V226L155 229H157ZM170 228L171 229L174 228V230H172V234L170 232L171 231ZM236 228H238V229L240 228V230L237 229L238 230L237 231ZM253 228H255L256 230ZM40 229L41 228L38 227L39 238H42L40 241L41 242L43 241V242H42V248H40L41 253H40V251H38L39 252L38 259L40 258L38 260V264H41V261H40L41 259H42V263H45L44 261L49 258V254L51 253V252H49V254H48V251H46L47 253L44 252L46 249H44L43 246L46 247L47 245L45 243L44 235H41L42 229L41 230ZM135 229L136 230L138 229L137 230L138 232L134 231ZM175 229H177V230H175ZM230 229H232V231ZM250 229L253 232L252 231L250 232L249 231ZM263 229H264V227H263ZM93 230L96 231L97 229L96 230L93 229ZM140 230H142V231H140ZM158 230H160V228ZM224 230H225L224 233L227 235H225L223 233L224 235L222 234V236H221L220 233H222ZM69 231H71L72 233ZM256 231H257V233H256ZM68 232L71 234L74 233L73 235H76V236L73 237V235H72L71 237H67L68 235L69 236L71 235ZM97 232H99V230H97ZM120 232L122 233V235L121 236L119 235V237L124 236L123 239H125V240L128 239L129 241L123 242L122 238L119 239L117 234ZM128 232L129 233L131 232V233L128 235L127 234ZM141 232H142V234L147 235V239H148L146 241L147 243L144 242L145 240H143L146 237V236L144 237V235L141 239L143 241H140V238L142 236ZM154 232H155V235H153ZM190 232H188V233H190ZM77 233H79V234H77ZM138 233H139V235H138ZM177 233H179V235ZM234 233L235 234L240 233V238H235V237H237L236 236L237 234L235 236H232V235H234ZM248 233L245 236H243V237H245V239L248 238V240H246L248 242L243 240L245 242L242 241V242H240L239 245L237 244L240 247L237 246L238 248H234V246H233V249H236V250L240 249L239 251L242 252L241 247L245 248V246H243V245L241 246L242 243L243 244L246 243V245H247L249 243V239H251V242L253 243L252 239L254 237L253 238L248 237V236H250ZM92 234L93 235L95 234V236H93ZM100 234L103 236H100ZM133 234L135 235V237ZM228 234H230V236H232V237H231V239L229 238L230 244L228 245V247H227V243H225L226 247H227V249H226V247H223L225 245L222 244L221 240H219L218 237H220V239H221V237H224V238H222V239H225V240H223V242L224 241L229 242V240L227 239L229 237ZM258 234H257V236L259 237L260 235H258ZM148 235L150 236L151 239L148 238L149 237ZM174 235H176V236L174 237ZM125 236H128L129 238L131 236V238L129 239L128 237H125ZM154 236L156 238L155 240L158 239V240H160L161 243L159 241H155V243H154V241H153ZM254 236H256V235H254ZM257 236L255 237L256 239H257ZM177 237L181 238V239H178ZM200 237H202V238H200ZM238 237H239V235H238ZM263 237H261L263 240L262 242L258 239L259 242H261V243L264 242ZM59 238L61 240H58ZM62 238L64 239L63 242H62V240H63ZM111 238H112V240H114L115 244L118 247L113 244L114 242L111 240ZM108 239L105 241L108 242ZM172 239H175V241L180 240L181 241L180 243L183 244V248L180 247L179 241L177 243H175V241ZM256 239L254 240V243L251 244L252 246L255 244V242L258 244ZM152 241H153V244H152ZM172 241H173V243H172ZM194 241H198L202 245H204V244L208 245V243H209L210 248L211 247L213 248V246L217 247V249H215L216 250L215 254H216V252H218V254H216L217 257L214 254V251H213L214 249L209 250L210 249L209 248L208 250L210 251L211 254H210V257L208 258L207 253L209 251L207 252V248L209 245L207 247H206V245H204L205 248H202V249H205V250H203V252H202V251H200V250H202L201 248L197 249V248L201 247L202 245L198 246V242H194ZM64 242H66L65 245H64ZM143 242L145 243V245H143L144 244ZM162 242L163 243L166 242V245H165V243L162 244ZM167 242H169L168 244H170V245H167ZM40 243H39L38 247L41 246ZM127 243L129 244V246H126ZM131 243H132V245H131ZM150 243H151L152 248L149 246V251H148L147 245ZM137 244L140 245V248H138L139 245H137ZM154 244H158V245L162 244V245H165L167 247V248L165 247L166 249H170V248L171 249L168 250V252H166L167 250L161 245V248L165 249V252L162 253L163 249L157 248L158 246H155ZM178 244H179V246H178ZM63 245L65 246L64 247L65 249L62 248ZM81 245H82V247H80ZM136 245H137V247H136ZM259 245L260 244H258V246H257L255 244L254 247L251 246V248L254 249L256 247V249L260 250L261 248L264 247V244H262L263 246L261 245V248H259ZM57 246H59V247H57ZM60 246H61V248H60ZM144 246H147V247H144ZM153 246L158 251L161 250L160 254H162L163 256L162 255L159 256V253H156L157 250H154L155 251L154 253H156V254L153 255V253H152L153 251L151 252V250L154 249ZM204 246H202V247H204ZM55 247H56V249H55ZM78 247H80V248H78ZM84 247H86V248H84ZM132 247L133 248L136 247L138 250V253L141 252L140 249H144L146 251V253L144 251H142L143 252V254L141 255L142 258L139 257L141 253L138 254V256L137 255L134 256V254H136V252H134L135 250L133 251L134 253L133 252L129 253V251L133 250ZM81 248H84L83 251ZM117 248L122 249V250L120 252H118L119 249H117ZM175 248H177V249H175ZM223 248L226 250H223ZM247 248H248V250H250L249 244L247 245V247L245 249H247ZM58 249L62 253L61 252L59 253ZM62 249L64 250V252L62 251ZM172 249H174V251ZM245 249H243L242 256L240 255L241 260H243V258H245V256L250 255V254L248 255L245 253ZM115 250L116 251L118 250L117 253H115L116 252ZM177 250L178 251L180 250L183 252H181V253L179 252L178 255H175V254H177ZM220 250H221V252H220ZM230 250H232V249H230ZM88 251H89V253H88ZM169 251H171V252H169ZM187 251H189V250H187ZM187 251H186V253L190 254L192 250L190 252H187ZM223 251H224V253H223ZM250 251L252 252L253 250H250ZM250 251H248V252H250ZM254 251H255V249H254ZM43 252H44V254L46 253L45 254L46 257L48 255V258H45V256L42 255ZM199 252H201V254ZM241 252L238 253V255L241 254ZM261 252L264 253V249H262ZM69 253L72 254V257L70 256ZM118 253H120L119 254L120 256H117ZM193 253H196V252H193ZM226 253L228 255H223ZM253 253H255V252H253ZM257 253H258V251H256V254ZM262 253L258 254V255H260L259 259H261V256L264 257V255ZM112 254L109 255L111 257V259H110V257H109V259L112 260L114 258L116 260L115 257L111 256ZM131 254H133V255H131ZM213 254H214V256H213L214 258L212 257L213 258L212 259L211 255H213ZM235 254H237V253H235ZM41 255H42V257H41ZM166 255L167 256L168 255L173 256V257H167ZM194 255L195 254H193V256ZM197 255H196V259H198L197 263H199L198 261L201 260V257L199 260V258H197ZM238 255H236V256H238ZM258 255H251V256L257 257ZM15 256H17V254ZM68 256H70L71 258L69 259ZM149 256H146V257H149ZM190 256H191V254H190ZM224 256H225V258H224ZM83 257H85V258H83ZM90 257H91V259L95 258V261L93 259L92 261H90L88 263V260H90ZM254 257H253V259H254ZM86 258H88V259H86ZM98 258H99V256H98ZM133 258H137V260L133 261ZM193 258H195V257L191 258L192 261L189 259L190 260L189 264H191V262H193ZM238 258H239V256L237 258H234V261L236 262L237 261L236 259H238ZM84 259L87 261V263L84 261ZM169 259H170V261H169ZM196 259H194L195 262H193L192 264L196 263ZM210 259H212V260H210ZM230 259H232V258H230ZM255 259H258V257ZM100 260H98V261H100ZM146 260H144V264H145ZM159 260L157 262L162 264L161 261H163V259L161 261H159ZM189 260L185 261V262H189ZM239 260H240V258H239ZM253 261L251 262L252 264L257 263L256 262L257 260H253ZM259 261L260 260H258V263H259ZM262 261H263V259H261V262ZM47 262H48V260H47ZM101 262H99L98 264H101ZM125 262H127V261L125 260ZM142 262L143 261H141V264H143ZM207 262H208V260H207ZM115 263L117 264V261ZM220 263H218V264H220ZM237 263H235V264H237ZM45 264H47V263H45ZM51 264H53V263H51ZM127 264H130V263L128 262Z\"/></svg>",
  "mask_w": 264,
  "mask_h": 264
},
{
  "label": "bare ground",
  "instance_id": "2",
  "mask_svg": "<svg viewBox=\"0 0 264 264\" xmlns=\"http://www.w3.org/2000/svg\"><path fill=\"white\" fill-rule=\"evenodd\" d=\"M86 1L87 0H57V3L55 4V5H48V4H46V3H44L43 1H40V0H0V19H2L4 16H5V13H7V11H10V12H12V15H13V20H12V26H14V27H11V25H9V24H7V23H5L4 21H3V23H2V26L0 27V29L4 26V23L6 24V25H9V27H10V29L12 30V28L14 29L15 27H17V29L15 28V30L14 31H16V30H20V31H22V36L24 35V37L25 38H27V37H29V38H27V39H29L30 41H31V39L30 38H34L35 39V41L34 42H36V40L37 41H44L45 39H44V37L45 38H49V35L47 36L46 34H42V33H40V31H39V29L37 28V26L35 25L34 27H36V28H33V27H29V26H26V25H24V21H25V17L26 16H28V14L30 13V12H33L35 15L37 14V12L40 10V9H42L47 15H48V18H50V19H54V20H58L57 22L59 23V25L60 24H63V26H65V27H69V28H71V30L68 28L67 30H70L69 31V33L71 32V33H73L72 35H74V36H78L77 38H79V37H81L82 39H85V40H90L91 42V44L93 45L94 44V40H98V39H101V40H104V41H106L107 43H109L110 44V46H111V48L112 49H114V50H116L117 52L116 53H118V54H120V55H122L123 57H125V58H127V59H129V60H131V62H133L134 64H138V65H135L134 67L136 68V70H141L144 74H146V75H148V74H151V77L153 76V75H155V78H156V76H158V77H161V79L162 80H166V81H168V82H170L171 84H172V86L170 87V88H174V89H179V90H181L182 88H187L188 89V92H189V95L192 93L193 95H194V99L197 97V96H199V97H201L202 99H204V100H209V101H211L210 103H212L213 102V96H214V92L215 91H213V89L212 88H210L209 87V85H207V84H204V83H198V82H196V81H192V80H190V75H188V73H186V72H179L178 70H176V69H173L172 67H170V66H168V65H165V64H157V63H155L154 61H151L150 59H148L145 55H143L140 51H139V49H137V47H136V44H137V42L140 40V41H142L143 39V41H146L147 39H145V38H151L147 33H145L143 30H141L140 29V27L138 26V20L140 19V17H141V15H142V13L144 12V14L146 15H148L150 12H152V11H156L158 8H159V6L161 5V3H164L165 2V4H167L166 2L168 1V0H143L142 2V4H143V7H141L140 9H138L137 11H136V9H135V11H136V13H135V15L133 16L134 17V19L133 20H117V19H115L114 17H112V16H110V15H108V14H103V18L110 24V26H111V35L108 37V35L107 34H105V33H102L101 31H99L96 27H94V26H92V25H87V24H85V23H83V21L81 20V16H82V13H84V12H90V9L92 8V7H90L87 3H86ZM118 1V0H117ZM170 1V0H169ZM181 1V0H180ZM184 1V0H183ZM194 2H196V4H198V3H201V2H203L204 4H206V5H208V8H209V10H208V12L207 13H205L206 14V16L204 17V19H203V21L204 22H201V24L203 23V25H204V23H205V29L203 30V32H205V31H207L206 32V34L205 35H202V36H206L207 35V37L206 38H204V40L202 39V40H198L199 42H197V44L199 45V44H201V42L203 43L204 41H207L208 39H210L211 37H217L216 35H217V33L218 32H220L221 31V27L224 25V23H225V19H226V17L229 15V13L231 12V11H234V17H232V13H231V17H232V21L231 22H229V24H230V27H229V29H228V31H224V33H222L223 34V37H222V40H221V42L219 43V45H220V48L222 49L223 48V46L225 45V43H226V41H227V39L229 38V36L231 35V37H232V35L233 34H231V30H232V28H233V26H234V24L236 23V21H237V19L238 20H240V26H242V28L240 29V31L242 30V32H245L246 33V31L247 30H249V28L251 27L252 28V26L255 24V13H254V11L255 10H252V8L251 7H254V8H258L259 10H261V11H263L264 12V8L262 7H259V6H257L256 4H253V3H250L249 1H247V0H193ZM254 1H256V0H254ZM264 1V0H263ZM88 2V1H87ZM120 2H121V5L122 6H126V7H129V6H131V5H140V4H138V0H120ZM239 2V3H238ZM246 2V3H245ZM257 2V1H256ZM260 2V1H259ZM169 3V2H168ZM261 3H263L264 4V2H261ZM108 4V3H107ZM170 4V3H169ZM175 5V4H174ZM178 5V6H177ZM177 7H180L179 6V4L177 3ZM188 5V4H187ZM184 7V6H183ZM201 7V6H200ZM181 8V7H180ZM179 8V9H180ZM198 8V7H197ZM203 8V7H202ZM186 9V8H185ZM205 9V8H204ZM170 10V9H169ZM181 10V9H180ZM93 11V10H92ZM92 13V12H91ZM186 13H188L187 12V10H186ZM199 13V12H198ZM203 13H204V11L201 13V15H203ZM173 14V13H172ZM262 14V13H261ZM8 15V14H7ZM174 15H176V14H174ZM190 15V14H189ZM199 15V14H198ZM55 17V18H51V17ZM118 16V15H117ZM170 16H172V15H170ZM193 16V15H192ZM195 16V15H194ZM193 16V17H194ZM10 17V16H9ZM12 17V16H11ZM175 16H173V17H171V18H174ZM180 17V16H179ZM196 17V16H195ZM200 17V16H199ZM198 17V18H199ZM182 17H180L179 19H178V17H177V20H180ZM197 18V19H198ZM53 21V20H52ZM181 21H183V20H181ZM193 21V20H192ZM2 22V21H1ZM1 22H0V24H1ZM105 22V21H104ZM191 22V21H190ZM29 23V22H28ZM54 23V22H53ZM35 24V23H34ZM179 24H180V22H179ZM229 24L227 25V26H229ZM5 25V26H6ZM256 25H259V27L261 28V31L264 33V15L260 18V20H259V22L258 23H256ZM184 26H185V24H184ZM58 27V26H57ZM186 27V26H185ZM237 27H238V24H237ZM19 28V29H18ZM46 28H47V26H46ZM4 29V28H3ZM58 29V31H57V33L59 32V29L60 28H57ZM73 29V30H72ZM188 30V29H187ZM226 30V29H225ZM239 29H237L236 31H238ZM259 30V29H258ZM3 32H4V30H2ZM2 31H1V33H0V35L2 34ZM13 31V32H14ZM18 31H16V33L18 32ZM73 31V32H72ZM194 31V30H193ZM239 31V32H240ZM45 32H48V30L47 31H45ZM163 32V31H162ZM189 32V31H188ZM195 32H196V30H195ZM60 33V32H59ZM200 33V32H199ZM202 33V32H201ZM250 33V32H249ZM49 34L51 35L52 33L51 32H49ZM190 34H192V33H190ZM194 34V33H193ZM197 34V33H196ZM252 34V33H251ZM3 35H4V33H3ZM3 35H1V36H3ZM11 35H14L12 32L10 33L9 32V35H8V37L9 36H11ZM16 35V36H15ZM13 37L15 38V37H17V39H14L13 40V43H14V41H16V40H18V38L20 37V33H19V35H17V34H15ZM57 35V34H56ZM195 35V34H194ZM199 35H201V34H199ZM198 35V36H199ZM241 35V34H240ZM0 36V37H1ZM5 36V35H4ZM19 36V37H18ZM21 36V37H22ZM42 36H44V37H42ZM47 36V37H46ZM58 36H59V34H58ZM62 36H64V35H62ZM253 36V35H252ZM251 36V37H252ZM5 37H7V36H5ZM20 37V38H21ZM60 37V36H59ZM241 37V36H240ZM11 37H9V39H10ZM19 38V39H20ZM52 38V37H51ZM22 39V38H21ZM152 39V38H151ZM206 39V40H205ZM221 39V38H220ZM4 40V39H3ZM2 40V41H3ZM237 40V39H236ZM235 40V41H236ZM252 40V39H251ZM11 41V40H10ZM23 41H25L24 39H23ZM22 41V42H23ZM50 41V40H49ZM72 41V40H71ZM76 41V40H75ZM153 41H154V39H153ZM156 41V40H155ZM28 42V41H27ZM26 42V43H27ZM73 43H75L74 41H72ZM77 42H79V41H77ZM93 42V43H92ZM13 43H12V41H11V44L13 45ZM21 43V42H20ZM19 43V44H20ZM26 43H23V46H24V44H26ZM30 43H32V42H30ZM73 43H70L71 45L73 44ZM85 43V42H84ZM209 43V42H208ZM208 43H206V44H208ZM254 43V42H253ZM252 43V44H253ZM257 42H255V44H256ZM15 44V43H14ZM29 44V43H28ZM33 44V43H32ZM48 44H50V43H48ZM58 44H60V43H58ZM76 44V43H75ZM75 44L73 45V48H74V46H75ZM79 44V43H78ZM86 44V43H85ZM218 44V43H217ZM216 44V45H217ZM3 45V44H2ZM21 45V44H20ZM30 45V44H29ZM97 45V44H96ZM8 46H9V44H8ZM22 46V45H21ZM22 46V47H23ZM49 46V45H48ZM67 46V45H66ZM65 46V47H66ZM77 47H78V45H76ZM109 46V47H110ZM179 46V45H178ZM218 46V45H217ZM68 47V46H67ZM97 47V46H96ZM20 48V47H19ZM32 48V47H31ZM69 48V47H68ZM67 48V49H68ZM85 47H83V49H84ZM210 48H212L211 46H210ZM218 48V47H217ZM255 48V47H254ZM253 48V49H254ZM59 49V48H58ZM83 49H80V47H79V50H83ZM101 49V48H100ZM225 49V48H224ZM12 50V49H11ZM31 50V49H30ZM69 50H70V48H69ZM102 50V49H101ZM223 50V49H222ZM226 50V49H225ZM113 51V50H112ZM233 51V50H232ZM64 52H65V50H64ZM71 52H73V51H71ZM77 52V51H76ZM115 52V51H114ZM214 52V51H213ZM66 53H68V54H70L69 52H66ZM80 53V52H79ZM67 54V55H68ZM70 55H72V54H70ZM87 55V54H86ZM111 55H109V57H107V61L109 62L110 61V59L109 58H112V56L110 57ZM206 56H207V54H206ZM223 56V55H222ZM75 57V56H74ZM68 58V57H67ZM70 59V58H69ZM114 58H112V60H113ZM64 61V60H63ZM67 61H69V60H67ZM71 61V60H70ZM76 61V60H75ZM83 61V60H82ZM106 61V60H105ZM106 61V62H107ZM116 61H118L117 59H116ZM101 62V61H100ZM112 62V61H111ZM118 62H120V61H118ZM227 62V61H226ZM225 62V63H226ZM78 63V62H77ZM113 63V62H112ZM228 63V62H227ZM102 64V63H101ZM119 64H124L123 66L125 67L126 66V72H127V64H125V63H123V62H120ZM235 64V63H234ZM91 65H93V64H91ZM106 65V64H105ZM108 65H110L109 63H108ZM114 65H117V66H114V68H117L118 66V68L119 69H121V67H122V65L120 66V65H118L117 64V62H115L114 63ZM129 65H131V64H129L128 63V68H130L129 67ZM228 65H230V63H228ZM237 65V64H236ZM73 66V65H72ZM94 66H96V65H94ZM93 66V67H94ZM74 67H75V65H74ZM89 67H90V64H89ZM124 67H123V69H124ZM131 67L133 68V66L131 65ZM79 68V67H78ZM98 68V67H97ZM110 68H112L113 69V67H110ZM134 68V69H135ZM222 68V66H221V64L217 61V59L215 60V62H214V71H216L215 69H219V70H217L218 72V74H222V72L220 71V69ZM75 69V68H74ZM77 69V68H76ZM99 69H101V68H99ZM131 69V68H130ZM130 69H128V70H130ZM134 69H133V71H134ZM64 70V69H63ZM87 70H89V69H87ZM114 70H117V69H114ZM132 70V69H131ZM77 71V70H76ZM104 71H105V69H104ZM121 71H125V70H120L119 72H121ZM88 72V71H87ZM86 72V73H87ZM110 72V71H109ZM138 72V71H137ZM227 72H229V71H227ZM234 72H236V71H234ZM107 73V71H105V74ZM125 73V72H124ZM124 73H122V74H124ZM128 73H130L129 71H128ZM128 73H126V75L128 74ZM135 73V72H134ZM109 74V73H108ZM143 74V75H144ZM112 75H113V73H112ZM130 75V74H129ZM132 75V74H131ZM134 75V74H133ZM132 75V78L135 76V77H137V75L139 76V78H145L146 80H147V78L148 79H151V77H150V75H149V77H143L142 76V74H135L134 76ZM78 76V75H77ZM124 76V75H123ZM128 76V75H127ZM141 76V77H140ZM145 76V75H144ZM72 77V76H71ZM70 77V78H71ZM120 77V76H119ZM118 77V79H120ZM134 77V78H135ZM154 77V76H153ZM152 77V79L153 80H157V79H154ZM69 78V79H70ZM124 78V77H123ZM68 79V78H67ZM125 79V78H124ZM138 79V78H137ZM151 79V80H152ZM258 79V78H257ZM112 80V79H111ZM123 80V79H122ZM150 80V81H151ZM160 80V79H159ZM232 80V79H231ZM70 81H73V82H75L74 80H72V79H70ZM126 81L128 82V80L126 79ZM154 81V82H155ZM234 81V80H233ZM263 81V80H262ZM68 82H69V80H68ZM112 82V81H111ZM153 82V81H152ZM152 82H151V85H152ZM159 83H160V81H158ZM168 82H167V86H168ZM76 83V82H75ZM144 83V82H143ZM159 83L157 84V85H159ZM263 83H264V81H263ZM116 84V83H115ZM128 84H129V82H128ZM131 84H135V83H130L129 85L131 86V88H132V90H136L137 91V89H138V91H141L142 90V92L143 93H150V87H148L147 85H131ZM146 84H148V81H147V83ZM161 84V83H160ZM262 84V83H261ZM71 85V84H70ZM73 85V84H72ZM155 85H156V83H155ZM165 85V84H164ZM239 85L241 86V87H245V88H247V90L249 89L250 91L252 90V91H256L253 87H251V86H249V85H246V84H243V83H239ZM134 86V87H133ZM138 86V88L137 89H134V88H136V87ZM142 86V87H141ZM154 86V85H153ZM155 87V86H154ZM166 86H164V88H165ZM78 88V87H77ZM82 88H84V87H82ZM82 88L81 89H79L78 88V90L81 92L82 91ZM162 88H163V86H162ZM169 88V91H171L172 92V90ZM15 89V88H14ZM10 90V89H9ZM25 90H26V88H25ZM28 90H32V89H29L28 88ZM35 90V89H34ZM74 90V89H73ZM76 91H77V89H75ZM85 90V89H84ZM152 90V89H151ZM95 91V90H94ZM93 91V93H95V92H97V91H95L94 92ZM104 91H107L108 93H109V91H108V89L106 90H104ZM135 91V92H136ZM138 91L136 92V96L138 97ZM212 91H213V93H212ZM20 92V91H19ZM19 92H16V93H19ZM36 93H37V91H35ZM79 92V93H80ZM115 92V91H114ZM133 92V91H132ZM170 92V93H171ZM70 93V92H69ZM98 93V92H97ZM107 93V94H108ZM134 93V92H133ZM152 93H154V92H152ZM166 93H167V91H166ZM256 93H259V97L261 98V100L264 102V93L262 94V93H260V92H256ZM14 94V93H13ZM75 94H77V92L75 93ZM155 95L156 94H159V95H162V96H164V94H163V92L162 93H160L159 91H157L156 93H154ZM10 95V94H9ZM15 95V94H14ZM30 95H31V93H30ZM66 95V94H65ZM67 95H68V93H67ZM86 95V94H85ZM110 95V97H112L113 95H114V93H113V95L112 94H109ZM150 95H151V93H150ZM158 95V96H159ZM187 95V94H186ZM213 95V96H212ZM218 95H220L219 97H220V99L218 100V101H216V103H214V107L217 109V111L218 112H220V111H223V109H228V111L230 112H227V113H229V115H231L232 113H233V111H235L236 109H241L242 111H251V110H253L251 107H249V106H247V105H242V103H241V101L240 100H238V99H235V98H233V97H231V96H229V95H221V94H219L218 93ZM13 96V95H12ZM92 96V95H91ZM135 96V97H136ZM140 96V95H139ZM152 96V95H151ZM167 96H168V93H167ZM170 96V95H169ZM83 97V96H82ZM89 96H87V98H88ZM136 97V98H137ZM183 97V96H182ZM188 97V96H187ZM190 97V96H189ZM192 97V96H191ZM15 98V97H14ZM37 98V97H36ZM35 98V99H36ZM136 98H134V99H136ZM154 98V97H153ZM156 98H159V97H156ZM155 98V99H156ZM175 98V97H174ZM192 98V99H193ZM18 99V98H17ZM70 99V98H69ZM83 99H85V98H83ZM90 99V98H89ZM96 99H97V97H96ZM146 99V98H145ZM154 99V100H155ZM170 99V98H169ZM172 99V98H171ZM193 99V100H194ZM199 99V98H198ZM81 100V99H80ZM86 100L87 99H85V101L84 102H86ZM91 101H92V99H90ZM165 100V99H164ZM225 100V101H224ZM23 101V100H22ZM82 101V100H81ZM80 101V102H81ZM88 101V100H87ZM96 101V100H95ZM100 101V100H99ZM108 101V100H107ZM156 101V100H155ZM166 101V100H165ZM176 101V100H175ZM89 102V101H88ZM102 102V101H101ZM106 102V101H105ZM158 102V101H157ZM167 102V101H166ZM184 102V101H183ZM194 102V101H193ZM228 102V103H227ZM62 103V102H61ZM64 103H66V105H68L67 103H69V102H66V101H64ZM75 103V102H74ZM92 103H94V101H92ZM159 103V102H158ZM170 103V102H169ZM179 103L181 104V102L179 101ZM185 103V102H184ZM18 104V102L16 103V105ZM70 104H73V103H70ZM80 104H82V103H80ZM89 104V103H88ZM186 105V107H190V106H188V104L187 103H185ZM202 104V103H201ZM208 104V103H207ZM12 105H13V102H12ZM28 105H29V103H28ZM77 105V104H76ZM83 105V104H82ZM93 105V104H92ZM95 105V104H94ZM93 105V106H94ZM98 105V104H97ZM184 105V104H183ZM213 105V104H212ZM3 106V105H2ZM73 106V105H72ZM84 106V105H83ZM86 106V105H85ZM84 106V107H85ZM89 106V105H88ZM91 106V105H90ZM115 106V105H114ZM11 107V106H10ZM47 107V106H46ZM49 107V106H48ZM61 107V106H60ZM69 107V106H68ZM79 107V106H78ZM96 107H98V106H96ZM96 107H94V109L96 108ZM101 107V106H100ZM117 107V106H116ZM199 107H200V105H199ZM209 107H210V105H209ZM213 107V106H212ZM18 108V107H17ZM37 107H35V109H36ZM44 108V107H43ZM71 108V107H70ZM73 108V107H72ZM71 108V109H72ZM82 108V107H81ZM86 108V107H85ZM88 108V107H87ZM6 109V108H5ZM5 109H3V110H5ZM7 109H9V108H7ZM11 109V108H10ZM25 109H26V107H25ZM27 109H29V108H27ZM33 109V108H32ZM34 109V110H35ZM48 109V108H47ZM46 108H45V110H47ZM93 109V108H92ZM116 109V108H115ZM205 109V108H204ZM213 109V108H212ZM14 110V109H13ZM12 110V111H13ZM20 110V109H19ZM88 110H89V108H88ZM96 110V109H95ZM180 110V109H179ZM182 110H183V108H182ZM33 111V110H32ZM60 111V110H59ZM64 111V110H63ZM70 111V110H69ZM7 112H9V110H7ZM7 112H6V114H7ZM14 112V111H13ZM34 112V111H33ZM32 112V113H33ZM50 112H52L51 111V108H50ZM55 112V111H54ZM57 112V111H56ZM65 112V111H64ZM63 112V113H64ZM75 112V111H74ZM80 112V111H79ZM86 112V114H87V110L85 111ZM99 112V111H98ZM102 112V111H101ZM101 112L100 113H98L99 115L101 114ZM107 112V111H106ZM116 112V111H115ZM254 112V111H253ZM255 112H257V113H261V111L259 112V111H255ZM0 113H2V112H0ZM53 113V112H52ZM66 113H67V116H68V110H66ZM71 113V112H70ZM103 113V112H102ZM183 113V112H182ZM215 113V112H214ZM226 113V112H225ZM5 114V115H6ZM10 114V113H9ZM17 113H15L14 115H16ZM23 114V113H22ZM24 114H25V111H24ZM44 114V113H43ZM46 114H49L48 113V111L45 113V115ZM54 114V113H53ZM52 114V115H53ZM71 114H73V113H71ZM77 114V113H76ZM79 114V113H78ZM82 113H80V115H81ZM94 114H95V111H94ZM97 114V113H96ZM204 114H209L210 115V113H209V109H205V110H203V112H200L199 114H198V118L201 116H203ZM255 114V113H254ZM2 115H3V113H2ZM64 115V114H63ZM84 114H82L81 115V118H83L82 116H83ZM105 115H106V113H105ZM242 114H240L239 116H241ZM1 116V115H0ZM10 116V115H9ZM9 116L7 117V115H6V118H9ZM12 116V115H11ZM19 116V115H18ZM32 116V115H31ZM51 116V115H50ZM55 116V115H54ZM59 116V115H58ZM60 116H62V115H60ZM96 116V115H95ZM98 116V115H97ZM100 116H102V115H100ZM99 116V117H100ZM3 117V116H2ZM5 117V116H4ZM3 117V118H4ZM33 117V116H32ZM46 117H48L49 118V116H46ZM86 117H87V115H86ZM107 117V116H106ZM200 117V118H201ZM262 117V116H261ZM6 118H4V119H6ZM19 118V117H18ZM38 118V117H37ZM45 118V117H44ZM93 118V117H92ZM103 118V117H102ZM101 117H100V119H102ZM208 118V117H207ZM52 119V118H51ZM58 119V118H57ZM65 119V118H64ZM84 119V118H83ZM82 119V120H83ZM97 119V118H96ZM95 119V120H96ZM260 120L262 119V118H259ZM1 120H3V119H0V121ZM9 120H10V118H9ZM8 120V121H9ZM18 120V119H17ZM42 120H43V115H42ZM45 120H47L48 121V119H45ZM50 120V119H49ZM88 120V119H87ZM95 120H92V122H90V124H92ZM99 120V119H98ZM23 121V120H22ZM29 121V120H28ZM51 121V120H50ZM58 121V120H57ZM205 121V120H204ZM209 121V120H208ZM59 122H61V119L59 120ZM63 122H66V121H63ZM98 122H100V121H98ZM103 122H105V120L103 121ZM211 122H212V120H211ZM211 122H208V123H206L207 125L209 124V125H211L212 123ZM258 122V121H257ZM6 123V122H5ZM4 123V124H5ZM9 123H10V121H9ZM12 123V122H11ZM20 123V122H19ZM18 123V124H19ZM68 123V122H67ZM95 123H97V122H95ZM95 123H93L94 124V126H95ZM260 123V122H259ZM4 124H3V121L2 122H0V132H2L3 130L5 131V129H7L6 128V125L8 124V123H6V125L4 126ZM104 124V123H103ZM262 124V123H261ZM22 125V124H21ZM86 126H87V121H86V124H85ZM99 125L100 124H98V126L97 127H99ZM102 125V124H101ZM100 125V126H101ZM5 127V129H4V127ZM50 126V125H49ZM48 126V127H49ZM53 127H55L54 125H52ZM70 126V125H69ZM91 127V129L89 130V131H92V133L95 135V134H97V133H99V131L97 132L96 130H98V128L95 130L96 132H93L94 130H92L93 128H94V126L93 125H90ZM11 127H12V129H13V131L15 130V131H17V128H13V126L11 125ZM11 127H9V128H11ZM17 127V126H16ZM32 127V126H31ZM44 127V126H43ZM46 127V126H45ZM47 127V128H48ZM96 127V126H95ZM106 127V126H105ZM8 128V129H9ZM24 128H26V126L24 127ZM23 128V129H24ZM35 128V127H34ZM33 128V129H34ZM55 128H59V127H55ZM54 128V129H55ZM32 128H30V130H31ZM32 129V130H33ZM40 129V128H39ZM46 128H42V130H45ZM60 129V128H59ZM89 129V128H88ZM20 130V129H19ZM18 130V131H19ZM25 130V129H24ZM31 130V131H32ZM41 130V129H40ZM41 130V131H42ZM56 130H58V129H56ZM62 130V129H61ZM64 130V129H63ZM100 130V129H99ZM106 130V129H105ZM257 130H259V129H257ZM38 131V130H37ZM47 131V130H46ZM52 131V130H51ZM22 132H23V130H22ZM21 132V133H22ZM33 132V131H32ZM66 132V131H65ZM72 132V131H71ZM34 133V132H33ZM39 133H41V132H39ZM48 132H46L45 134H44V137H45V139H46V141L45 142H50V138H49V136L47 137V136H45L46 134H47ZM51 133V132H50ZM53 133H54V131H53ZM83 134H84V132H82ZM91 133V134H92ZM111 133H112V131L111 132H109V133H107V131L105 132V136L106 135H108V136H110V137H115V136H113V135H111ZM253 133H255L254 131H253ZM4 134V137H3V139H5L4 141H5V143L6 142H8L7 140L8 139H6V134L5 133H2V134H0V135H3ZM14 134V133H13ZM35 134V133H34ZM43 134V133H42ZM57 134H58V132H57ZM78 134V133H77ZM86 134V133H85ZM83 135V137L82 136H80L84 141H85V143H86V146L88 145L87 144V142H89V140H90V137L87 135ZM110 134V135H109ZM113 134V133H112ZM16 135V133L14 134V136ZM20 135V134H19ZM18 135V136H19ZM24 135H25V133H24ZM26 135H29L28 133H26ZM30 135H32V134H30ZM35 135H38V132L35 134ZM51 135H53L52 133H51ZM55 135V134H54ZM90 135V134H89ZM13 135L11 136L10 135V137L9 138H11L12 139V142L11 143H13V142H15V143H17V144H14L16 147L18 146L19 148H18V150L16 149L15 150V146L13 145V144H11V143H4V141H3V139L2 140H0V142L1 143H4V146H2V144L0 143V145H1V147H0V151L2 150V148H5L6 150L8 149V148H10L11 146H10V144L11 145H13L12 147L14 148V150L13 151H11L13 148H10L9 150L11 151H9L11 154H12V156L11 155H9L8 153H7V151L6 150H4V152H6V153H4L3 151H1L2 152V155H0V156H4V154H7V155H5L4 157V159L6 160V159H8V160H6L5 162H11V160H10V157L12 158V160H14V158L16 159L15 161L17 162L18 161V165L19 166H23L24 165V163H25V165H24V167L23 168H21V169H19V167L17 166V170L16 169H14L15 170V172L17 173L18 172V170H19V173L21 172L22 174H20V176H18L19 175V173H18V175L17 174H15V173H12V174H15L16 176H18L19 178H20V180H21V186L22 187H27L28 189H25L24 191L22 190V195L20 194L19 195V197H17V200H14V199H16L14 196H11L10 194H9V192H5L4 191V189L3 188H6L5 186H7L8 184V182H6V184H3V183H5L4 181H3V179H0V181H3V183H1L0 182V264H38V260L40 259H38V255H39V252L38 251H40V248H42V242L40 241L42 238H39V230H38V227L39 228H41L42 229V234L41 235H44V238H45V243H46V247H44L43 246V248L44 249H46L44 252H46V251H48V254H49V252H51L50 254H49V258H48V255H47V257L45 256V254L47 253H45L44 254V252L42 253V255L43 256H45V258H48V259H44L43 261L45 262V263H47V264H51V263H53V264H55L56 262H58V260L60 261V259H62V257L59 255H57L58 256V258L59 257H61V258H57V256H53L52 257V259H51V255H52V251H54L53 249H54V243L55 242H57V240H55L56 238V235L55 234H57V235H59V237L61 236L62 237V235H61V229L60 228H62V229H64V227H62L64 224V226H66V227H68L67 226V224L69 225V222H68V220H66L67 218L69 219L70 217L69 216H71V214H69V213H72L73 212V209H71L72 207H70V205H68V206H66V201L67 202H69V200L67 199L66 200V198H68V194H69V196L71 195V193L73 192V191H68V192H66L67 190H71V189H67L64 185H63V193H64V190H66L65 192H66V197L65 196H63L64 198H65V204H64V209H65V211H70L68 214H67V218H64L63 216H62V219L60 218H57V215H55V210H53V209H55V205L56 204H54V203H57V201H58V199H56V198H58V197H56L57 196V194H56V192H54L55 190H54V188L52 189V187H54V183H55V180H54V178H56V173H55V170L54 169H56L54 166H56V163L54 162V164L52 163V159H53V156L51 157V160H50V158L48 157V156H51V155H53V153H52V151L51 150H53L52 148V146H55V143H54V145H52V146H50V144H48V143H46L45 144V148H44V145H42V141H41V146H39V145H37V142H36V146H37V148H41L42 146V150H43V148H44V151L43 152H41L42 150L40 149V151L38 152L37 151V153H38V156L40 155V154H42L43 153V155L42 156H45L44 155V152H45V149H47V147H49V149H47L48 151H50L52 154L50 155V153L49 152H47L46 151V153H48V158L46 157V160H47V162L45 161V163H46V165H43V166H45V168H47L46 166L47 165H49L48 166V168L49 169H46L45 171V173H43L44 172V169L45 168H43V172H41V168L42 167H40V166H42V164L44 163V162H41V160H40V158H42V156L40 157V158H38L39 160H36V163H37V165H36V163H34L33 161L35 160L34 158H33V154H34V157H35V152H33L32 153V151H30L31 149L30 148H28L29 150V153H30V155H29V153L28 154H26L25 152H23V154L25 153L26 154V156H27V158H28V156H31L30 158H28V159H25V157L23 156V159H22V157H21V159H19L20 158V156H21V150H20V152H19V149H20V143H21V141H18L17 139H18V136H15L14 137ZM22 136V135H21ZM21 136H19V138L21 137ZM56 136V135H55ZM59 137H60V135H58ZM57 136V137H58ZM73 136V137H72ZM72 138H74V135L72 134ZM78 135H76V137H77ZM262 136H264V135H262ZM262 136H260V137H262ZM2 137V136H1ZM14 137V138H13ZM29 137V136H28ZM34 137H37L38 138V136H34ZM43 137V138H44ZM48 139H47V138ZM57 137H55L57 140H58V142H56L55 140V142L56 143H60L59 141V139L60 138H57ZM63 137V136H62ZM64 137H66V136H64ZM68 137V136H67ZM65 138V139H69V140H72L71 138ZM70 137V136H69ZM88 137V138H87ZM135 137V136H134ZM133 137V138H134ZM260 137H258V139L256 138L255 140H253L252 141V144H250V145H248V146H253V148L255 147L257 150H260V151H263L264 150V141L263 140H261V139H263L264 137H262V138H260ZM15 138H17L16 140H15ZM42 138V139H43ZM116 138V137H115ZM114 138V139H115ZM132 138V137H131ZM136 139L138 138V137H135ZM140 138V137H139ZM238 138V137H237ZM260 138V139H259ZM1 139V138H0ZM21 139H24L23 138V136L21 137ZM41 139V140H42ZM62 139V138H61ZM64 139V138H63ZM78 140V137L77 138H75V140H73V145H77V144H74L77 140ZM86 139H89L87 142H86ZM111 139V138H110ZM29 140H32L33 141V138L32 139H29ZM44 140V139H43ZM49 140V141H48ZM96 140H97V135H96ZM100 140H102L101 139V137H99V142H101ZM113 140V139H112ZM121 140V139H120ZM120 140H118V141H120ZM135 140V139H134ZM178 140V139H177ZM51 141H53L52 139H51ZM62 141V140H61ZM66 141H68V140H66ZM75 141V142H74ZM93 140H91V142H92ZM116 141V140H115ZM114 141V142H115ZM136 141H139V139H137ZM142 141L143 142H145V141H147V140H143L142 139ZM182 142H183V139L181 140ZM26 142V141H25ZM25 142H22L21 143V147H23L24 145H27V144H29V143H27V144H24ZM29 142V141H28ZM78 142H80L79 140L77 141V143ZM94 142V141H93ZM117 142V141H116ZM115 142V143H116ZM111 143L113 144V142L111 141ZM184 143V142H183ZM34 144H35V142H34ZM52 144H53V142H52ZM69 144H72V142L70 141V143ZM69 144L66 146L67 147V149L66 150H68V147H72L73 148V145L71 146H69ZM79 144V143H78ZM83 144V143H82ZM82 144H79L78 145V147H75V148H84L86 151H87V149L82 145ZM146 144H147V142H146ZM190 144V143H189ZM9 145V146H8ZM46 145H48L47 147H46ZM80 145H82V146H80ZM91 145H92V143H91ZM93 145H96L95 143L93 144ZM117 145V144H116ZM120 145L121 144H118V147L117 148H120ZM136 145V144H135ZM139 145V144H138ZM138 145H136V147H138ZM179 145V144H178ZM8 148H7V147ZM29 146V145H28ZM39 146V147H38ZM80 146V147H79ZM90 146V145H89ZM97 146V145H96ZM99 146V145H98ZM114 146V145H113ZM140 146V145H139ZM194 146V145H193ZM233 146V145H232ZM25 147V146H24ZM31 147V146H30ZM52 147V148H51ZM93 147H95V146H93ZM134 147L135 146H133V152L135 151L134 150ZM136 147H135V149H136ZM142 147V146H141ZM143 147H145L144 145H143ZM143 147H142V149H143ZM186 147H187V145H186ZM32 148H34V147H32ZM55 148V147H54ZM57 148H59V147H57ZM72 148L70 149V150H72ZM74 148V149H75ZM125 148H127L126 146H125ZM125 148H123L124 150H125ZM188 148V147H187ZM231 148V147H230ZM36 149V148H35ZM56 149V148H55ZM110 149V148H109ZM113 150H115L116 148L115 147H113L112 148ZM138 149V148H137ZM69 150V151H70ZM80 150V149H79ZM90 150V149H89ZM88 150V151H89ZM98 150H100V147H98ZM111 150V149H110ZM110 150H108V152L110 151ZM117 150V149H116ZM120 150L121 149H119V153L120 154H122V155H124V150L122 151L121 150V152H120ZM131 150V149H130ZM145 150V149H144ZM190 150V149H189ZM230 151H231V149H229ZM253 151V149H248V147H247V152L248 151ZM14 151H17V152H15V153H18V154H20L19 155V157H18V154H13L14 153ZM22 151H24V150H22ZM34 151V150H33ZM68 151V152H69ZM73 151V150H72ZM87 151V152H88ZM137 151V150H136ZM140 150L138 149V152H137V156H136V158L139 156L138 155V153L140 154V152H139ZM233 151V150H232ZM246 151V150H245ZM255 151V150H254ZM259 151V152H260ZM1 152H0V154H1ZM41 152V153H40ZM67 152V151H66ZM66 152H65V154H66ZM75 154H77L76 153V151H73ZM87 152H86V154H87ZM91 152H93V151H91ZM94 152H97L98 153V151L96 150H94ZM118 152V151H117ZM144 151L142 150V154H145V152L143 153ZM177 152H178V150H177ZM200 152V151H199ZM229 152V151H228ZM256 152V151H255ZM37 153H36V155H37ZM85 153V152H84ZM90 153V152H89ZM100 153V152H99ZM115 153V152H114ZM134 153H136V152H134ZM179 153H180V151H179ZM254 153V152H253ZM257 153V152H256ZM81 154V153H80ZM95 153H93L92 155H94ZM104 154V153H103ZM109 154H112V152H109ZM120 154H118V155H120ZM127 154H129V153H127ZM132 154V153H131ZM183 154V153H182ZM229 154V153H228ZM249 154H252V152L250 153L249 152ZM258 154H260V153H258ZM14 155V156H13ZM17 155V157H15ZM68 155H70V152H69V154ZM67 155V156H68ZM72 153H71V157H72ZM101 155H102V149H101ZM114 155V154H113ZM130 155V154H129ZM229 155H231V154H229ZM234 155V154H233ZM233 155H232V157H233ZM253 155V154H252ZM264 155V154H263ZM70 156H69V158H70ZM77 156H78V154H77ZM85 156V158H86V160H88L87 158L89 157V155H83V157ZM109 156V155H108ZM107 156V158H108V160H110V156L108 157ZM117 156V155H116ZM126 156V155H125ZM144 156V155H143ZM142 156V157H143ZM255 156H257V155H255ZM8 157V158H7ZM37 157V156H36ZM35 157V158H36ZM73 157H75V156H73ZM72 157V158H73ZM82 157V158H83ZM101 157V156H100ZM105 157V155L103 156V158ZM122 157V156H121ZM127 157H129L130 158V156H127ZM133 157V156H132ZM131 157V158H132ZM141 157V158H142ZM229 157V156H228ZM259 157V156H258ZM257 157V158H258ZM1 158H3V157H0V159ZM31 158H33V160H31ZM76 158V157H75ZM81 158V159H82ZM92 158H95L94 156L92 157ZM106 158V159H107ZM111 158H112V156H111ZM115 157H113V159L112 160H114L115 161V159H114ZM116 158H118V156L116 157ZM125 158V157H124ZM129 158H126V159H128L129 160ZM3 159V160H4ZM18 159V160H17ZM43 159H44V157H43ZM66 159H68V158H66ZM102 159V158H101ZM121 159H123V158H121ZM143 159H145V157L143 158ZM142 159V160H143ZM233 158H230V160H232ZM248 159H250L249 157H248ZM2 160V159H1ZM0 160V162H2ZM20 160H21V162H22V165H21V162H20ZM24 160H30L31 161V165H29L28 166V163L27 162H25ZM45 160V159H44ZM49 160V161H48ZM75 160V159H74ZM79 160V159H78ZM90 160H92V159H90ZM94 160V159H93ZM95 160H96V158H95ZM95 160L93 161V162H95ZM107 160V161H108ZM117 160V159H116ZM128 160H127V163H128ZM146 160H147V158H146ZM151 160V159H150ZM257 160H259V159H257ZM264 160V159H263ZM50 161H51V163H50ZM54 161V160H53ZM67 161V160H66ZM83 161V160H82ZM85 161V160H84ZM96 161H98V160H96ZM135 162H139L138 161V159H137V161L136 160H134ZM147 161H149V159L147 160ZM146 161V162H147ZM247 161V160H246ZM256 161V160H255ZM4 162V161H3ZM14 162V161H13ZM39 162H40V164H39ZM67 162H73V164H74V161H67ZM65 163V165L64 166H67L69 163ZM75 162H78V161H76L75 160ZM81 162V161H80ZM87 162V161H86ZM93 162L91 163V162H89V163H91V164H93ZM105 162V161H104ZM141 162V161H140ZM174 162H176V160L174 161ZM179 162H181V159H180V161ZM260 163H259V165L258 166H260L261 164H262V160L261 161H259ZM26 163H27V165H26ZM42 163V164H41ZM44 163V164H45ZM110 164H111V160H110V162H109ZM108 162H106L105 164H106V166L105 167H102V169H100V167H99V169H100V171L101 170H104L105 168V170L104 171H109V166L110 165H108L107 166V164H109ZM112 163H113V161H112ZM136 163V164H137ZM142 163H145V162H142ZM142 163H140V164H142ZM227 163H228V161H227ZM232 163H233V161H232ZM237 163H239L238 161H237ZM248 163H249V160H248ZM256 163V162H255ZM264 163V162H263ZM50 164H51V166L54 168V169H52V167L50 166ZM60 164V163H59ZM58 164V165H59ZM67 164V165H66ZM85 164V163H84ZM99 164V163H98ZM115 164H117V162H115ZM130 164V163H129ZM135 163H133L132 165H134ZM139 164V163H138ZM178 164V163H177ZM234 164V163H233ZM232 164V165H233ZM7 165L6 163H3V165H1V163H0V166H1V170H3L4 169V167ZM8 165H11L10 163H8ZM8 165H7V168H8ZM14 165V164H13ZM38 166L37 168H39V172H41V173H43L42 175H44L43 177H41V178H44V177H46V175L48 174V175H50V176H52L51 178H50V180L48 179V183H51V182H53V184L51 183V184H47V183H45V185H46V190L48 189L47 187H51V189L49 188L47 191L45 190V191H43V192H38V194L36 193L37 191H36V188H33V187H35V185H39V183H40V181L42 182V181H44V180H46V178H44L43 180H40V177H38L39 176V172H37L36 171V166ZM71 167H72V164H69ZM112 165V164H111ZM118 165L119 164H117L116 165V167H118ZM131 164L130 165H128V167L130 166V169L131 168H133V167H131L132 166ZM231 165V166H232ZM237 165V164H236ZM236 165H234V168L236 167ZM239 165V164H238ZM246 165H247V163H246ZM257 165V164H256ZM263 166H264V164H262ZM261 165V166H262ZM70 166H67L66 168H69ZM74 166H76V165H74ZM87 166V165H86ZM88 166H89V164H88ZM96 166V165H95ZM125 166V165H124ZM135 166H137V165H135ZM147 166V165H146ZM176 166V165H175ZM182 166V165H181ZM249 166V165H248ZM261 166L259 167V168H261ZM3 167V168H2ZM10 167L13 169V167L12 166H9V170H7V171H9V172H7V174L8 173H10V171L12 172V169H10ZM91 167V166H90ZM107 167L109 168V169H107ZM112 167L113 168H115L113 165H112ZM120 167V166H119ZM127 167V169H129ZM144 167H145V165H144ZM169 167V166H168ZM36 168V169H35ZM66 168H65V170H66ZM76 168L77 169H79L78 168V163H77V167H75V171H76ZM83 168V167H82ZM124 168V167H123ZM123 168H122V170H123ZM146 168V167H145ZM170 169H172L171 167H169ZM252 168V167H251ZM264 168V167H263ZM263 168H261L262 170H264ZM50 169H52V171L50 170ZM69 169H71V168H69ZM91 169H93V167L91 168ZM98 169V167L96 168V170ZM98 169V170H99ZM154 169V168H153ZM237 169V168H236ZM254 169V168H253ZM50 170V173L51 172H54V174L53 173H48V171ZM71 170H73V169H71ZM71 170H68L67 169V171H65L66 173H69V174H71L70 172H68V171H71ZM114 170V169H113ZM125 170H126V168H125ZM148 170L149 169H146V171L148 172ZM163 170V169H162ZM161 170V171H162ZM173 170V169H172ZM153 171V170H152ZM160 171V170H159ZM164 171V170H163ZM212 171V172H211ZM211 174H214L213 172H214V169L212 170L211 169ZM253 171V170H252ZM257 171H259V169H257ZM37 172V173H36ZM91 172H93V170L91 171ZM102 172V171H101ZM116 172V171H115ZM243 172H245V171H243ZM261 172V171H260ZM41 173H40V175H41ZM96 173V172H95ZM95 173L93 172V174L95 175ZM112 173H114L113 171H112ZM153 173H154V171H153ZM173 173V172H172ZM175 173V172H174ZM173 173V174H174ZM254 173V172H253ZM36 174H38L37 176H36ZM103 174V173H102ZM115 174V173H114ZM113 174V175H114ZM151 174V173H150ZM243 174V173H242ZM247 173L245 172V175H246ZM263 174V173H262ZM41 175V176H42ZM47 175V176H48ZM90 174H88V175H86V176H89ZM92 175V174H91ZM148 175H149V172H148ZM146 175L147 177H148V179H150L151 177H152V175ZM245 175H243V176H245ZM9 176H12L11 174L9 175ZM55 176V177H54ZM67 176V175H66ZM65 176V177H66ZM85 176V177H86ZM103 178H102V177ZM159 176V175H158ZM164 176V175H163ZM171 176V175H170ZM209 176V175H208ZM239 176H240V174H239ZM254 176V175H253ZM263 176V175H262ZM37 177V178H36ZM54 177V178H53ZM72 177H73V175H72ZM71 176H69V179H72V180H75V179H73ZM98 177V176H97ZM101 177V178H100ZM100 177H98V178H100V180L102 179H105V177H107V176H104V175H100ZM146 177V178H147ZM156 177V176H155ZM154 177V180L155 179H157V178H155ZM236 177V176H235ZM235 177H234V180H236L235 179ZM9 178H11L12 179V177H9ZM75 178H76V176H75ZM89 178V177H88ZM162 178H164V177H162ZM168 178V177H167ZM189 178V177H188ZM38 181H37V180ZM68 179V178H67ZM91 179V178H90ZM94 179H95V177H94ZM107 179V178H106ZM126 182H128L129 180L128 179H126V178H123ZM143 178H141V180H142ZM181 179V178H180ZM120 180H121V178H120ZM128 180V181H127ZM144 180H146V179H144ZM160 180V179H159ZM163 180V179H162ZM243 180V179H242ZM241 180V181H242ZM37 181V182H36ZM47 181V180H46ZM65 181L67 182L68 180H66L65 179ZM86 181H88V179L86 178ZM97 181L98 180H96V182L95 183H97ZM179 181V180H178ZM181 181H182V179H181ZM220 181V180H219ZM240 181V184L242 183ZM246 181L247 182H249L247 179H246ZM252 181V180H251ZM39 182V183H38ZM70 182H73L74 183V181H69V183ZM88 182H90V181H88ZM109 182V181H108ZM120 182V181H119ZM152 182V181H151ZM226 182V181H225ZM10 183V182H9ZM56 183H57V180H56ZM69 183H67V185L69 186V187H71V185L69 184ZM125 182H122V184H124ZM146 183H147V181H146ZM252 183V182H251ZM86 184H88L89 185V183H86ZM126 184V183H125ZM130 184V183H129ZM128 183H127V185H129ZM257 184V183H256ZM5 185V186H4ZM40 185H41V183H40ZM44 185V184H43ZM42 185V186H43ZM53 185V186H52ZM56 185V184H55ZM147 185V184H146ZM241 185H243V184H241ZM91 186V185H90ZM147 186H149V185H147ZM182 186V185H181ZM45 187V186H44ZM146 187V186H145ZM64 188H66V189H64ZM147 188V187H146ZM146 188H144V189H146ZM182 188V187H181ZM184 189V188H183ZM52 190H54V191H52ZM148 190V191H147ZM150 186H149V188H147L144 192L147 194L146 196L148 197V198H145V199H147L148 200V202L145 200L144 202L146 203L147 202V205L148 204H152L151 206V208H153V207H155V205L153 204V203H155V202H153V201H156V204H157V200L155 199V198H157L156 196L153 198V201H152V198H150V196L151 195H149V193L148 192H151L150 194H152V197H153V193H155V191L154 192H152L151 190H153V189H151L150 191ZM155 190V189H154ZM178 190H180V189H178ZM193 190L196 192V190L195 189H191V192L192 193H190V196L188 195V197H195V193L193 192ZM147 191V192H146ZM158 190H156V192H157ZM167 191V190H166ZM183 191V190H182ZM25 192V193H24ZM46 192H48V193H46ZM50 192H52V193H54V194H52V193H50ZM143 192V193H144ZM159 192V191H158ZM179 192V191H178ZM87 193V192H86ZM144 193V194H145ZM161 193H162V191H161ZM160 193V194H161ZM175 193H176V191H175ZM185 194H186V192H184ZM184 193H183V195H184ZM194 193V194H193ZM43 194H46V199H43L44 198V196H43ZM56 194V196H53L54 197V199H55V201L56 202H54L53 200V197L51 196V195H55ZM88 194V193H87ZM163 194V193H162ZM206 194V193H205ZM36 195H38V196H36ZM40 195L42 196V198L40 197ZM47 195L49 196H51V197H47ZM75 195H77L76 193H75ZM90 196L92 195H94V194H89ZM158 195H159V193H158ZM173 195H174V193H173ZM177 195V194H176ZM175 195V196H176ZM192 195V196H191ZM81 196V195H80ZM85 196V195H84ZM88 195H86V197L85 198H88L87 197ZM89 196V197H90ZM91 196V198H93ZM98 196V195H97ZM97 196L96 197H94V198H97ZM109 196V195H108ZM145 196V195H144ZM165 196V195H164ZM37 197H39L38 199H40L41 201H43V206H45V210H44V208L42 209L43 210V213H41V214H43V216H44V218L42 217V216H40L41 217V221H43L42 223H40L41 225H42V227H40V225L38 226V221H39V219H38V217H39V215L37 214V213H39V212H37V208L39 209V207H37V204H38V202H37ZM73 197H75L76 199H77V196H74V192H73ZM100 197H102V195L100 196ZM100 197H98L99 199H101ZM160 197V196H159ZM167 197V198H166ZM171 197H174V196H171ZM171 197L169 196V198H168V196H165L164 198L162 197L161 199H162V201L163 200H165L166 201V199H167V201H170L171 200ZM177 197V196H176ZM184 197H185V195H184ZM183 197V198H184ZM187 196H186V200H188L187 198H188ZM193 197V198H194ZM49 198V199H48ZM51 198V199H50ZM71 200H72V195L69 197ZM84 197H82V199H83ZM94 198H93V201H96V200H94ZM192 198V199H193ZM48 199V201L46 202L45 200H47ZM75 199V200H76ZM155 199V200H154ZM158 200L160 199V198H157ZM169 199V200H168ZM195 199V198H194ZM193 199V200H194ZM70 200V202H75L76 203V201H71ZM86 201H84V200H78L77 199V205H79V204H81L82 202H80L79 203V201H83V204H84V202H86L87 203V199H85ZM150 200V201H149ZM190 198H189V202H190ZM39 201V200H38ZM44 201L46 202V204L44 203ZM49 201H50V203H49ZM60 201V200H59ZM58 201V202H59ZM93 201H91L90 200V202L92 203ZM98 201V200H97ZM100 201V200H99ZM102 201H104V199L103 200H101V204H102ZM152 201V202H151ZM162 201H161V203H162ZM165 201H164V203H165ZM166 201V202H167ZM187 201V202H188ZM18 202H22L21 203V206H19L17 203ZM89 201H88V203H90ZM108 202V201H107ZM130 202H131V200H130ZM150 202V203H149ZM177 201L175 200V203H176ZM192 202H194V201H191L190 203H189V206H190V204L192 203ZM202 203H206V202H204L203 200L201 201ZM200 202V204L202 205V203ZM209 202V201H208ZM47 203H49L48 204V208H49V210H47L48 208H46L47 206ZM51 203H53V204H51ZM74 203V204H75ZM79 203V204H78ZM97 202H95V203H92V204H96ZM99 203V206H100V208L101 207H103L104 208V206H101V204ZM113 203H114V200L112 201V205H113ZM116 203V202H115ZM114 203V204H115ZM129 203V202H128ZM139 203V202H138ZM173 203V202H172ZM194 203H196V201L194 202ZM210 204L209 205H211V202H209ZM216 203V202H215ZM60 204V203H59ZM62 204V203H61ZM71 204V203H70ZM177 204H179L180 205V203L178 202ZM200 204H198V207H196V208H202L201 207V205ZM217 204V203H216ZM51 207H50V206ZM105 205V207H106V205H107V203L106 204H104ZM146 205V204H145ZM149 205V206H150ZM172 206H173V204H171ZM175 205V204H174ZM199 205H200V207H199ZM206 206L208 205L207 203L205 204ZM213 205H215V204H213ZM213 205H211V206H213ZM53 206V207H52ZM65 206L67 207V209L65 208ZM72 206V205H71ZM76 205H74L73 206V208L75 207ZM96 206V205H95ZM113 206H115V205H113ZM149 206L147 207V206H144L145 207V209L144 210H149L148 208H149ZM167 206V205H166ZM177 207H178V205H176ZM192 206H193V204H192ZM191 206V210H193L194 211V209H196V208H194V209H192L193 207ZM196 206V205H195ZM194 206V207H195ZM202 206H204V205H202ZM179 207H182V206H179ZM178 207V208H179ZM215 207H218V206H214V208ZM95 208V207H94ZM97 208V207H96ZM116 208H119V207H116ZM150 208V209H151ZM167 209H169L168 211L169 212H171V210L173 209V207L171 208V210H170V208L167 206L166 207ZM177 208V209H178ZM204 208H205V206H204ZM208 208V207H207ZM213 208V209H214ZM40 209H41V206H40ZM69 209H71L72 210V212H71V210H69ZM107 208H104V210H106ZM111 209H113V208H111ZM114 209H115V207H114ZM167 209H166V212H168L167 211ZM181 209V208H180ZM183 209L184 208H182L181 210H180V213H181V211H183ZM203 209V208H202ZM210 209H212L211 207H210ZM213 209H212V211H213ZM219 209V208H218ZM47 210V211H46ZM52 211V214H49L48 212L49 211ZM75 210V209H74ZM116 210V209H115ZM123 210L124 209H122V211H120V213L121 212H123ZM129 210V209H128ZM146 210V214H145V218H146V216H147V213L150 211H147ZM152 210V209H151ZM159 210V209H158ZM164 210V209H163ZM162 210V211H163ZM174 210H176V207H175V209ZM174 210H172V211H174ZM112 211V210H111ZM114 211V210H113ZM119 211V210H118ZM131 211V210H130ZM165 211V210H164ZM185 211V210H184ZM195 211H197V213H198V210L196 209ZM215 211L217 212V210H216V208H215ZM48 213V214H46V213ZM54 212V213H53ZM151 212H153V211H151ZM158 212H161V210L160 211H158ZM169 212H168V216L167 217H169L170 218V215L171 214H169ZM178 212V211H177ZM201 211L199 210V213H200ZM64 213H66V212H64ZM110 213V212H109ZM117 213V212H116ZM124 213V212H123ZM150 213V212H149ZM156 213V212H155ZM179 213V212H178ZM183 213H186V212H183ZM197 213H194L193 215H191V216H193L194 217V215L195 214H197ZM198 213V214H199ZM205 213V212H204ZM204 213L203 214H199L200 216H202V217H204L205 215H207V214H205L204 215ZM218 213H219V210H218ZM230 213V212H229ZM228 213V214H229ZM40 214V213H39ZM97 214H100L99 212H97L96 213V215L95 216H97L98 217V215ZM104 214V213H103ZM154 214V213H153ZM177 214V213H176ZM198 214H197V216H198ZM55 215V216H54ZM66 215V214H65ZM64 215V216H65ZM79 215H80V213H79ZM93 217V215L90 213L89 214V216L88 217H90V218H88L87 217V219L82 215V213H81V215L79 216V218L82 216L83 218H81L80 219V221H81V223H78L77 224V227L80 229V231H78L79 233H77V234H79V235H81L82 237H80V240H81V238H82V240L81 241H79V243L81 242V244H84L83 242L86 240V237L84 238V234L86 235L87 234V240L88 241H86L88 244H89V247H91V249L92 250H90V248H87V249H89V251H90V254L88 255L87 254V257L88 256H92L93 254H94V251H93V246H95V247H97L96 249H98L99 248V251H97L96 249V251H97V253H100V251H101V253H102V251H103V249L102 248H104V247H106L107 246V244L110 242V240L108 239V238H105L104 239V236L103 235H101V234H105V233H113V232H115V222H116V220H117V216H119V214L117 215V216H114V215H116V214H113V215H111V218H113V217H115L114 219V221H110V220H108V219H110L109 217H107V219L105 218V220H103L104 219V217L105 216H100V217H102L101 218V220H99V223H97L95 226H91V225H93V223H91V220H90V223H91V225H90V223L88 222V221H86V220H88V219H91V216ZM124 215H126V214H124ZM140 215V214H139ZM139 215H138V218H140L139 217ZM149 215V214H148ZM163 215V213H161V215H160V217ZM185 215V217H186V214H184ZM217 215V214H216ZM240 215V214H239ZM46 216H50V218H48V217H46ZM109 216V215H108ZM113 216V217H112ZM134 216V215H133ZM132 216V217H133ZM151 216V215H150ZM164 216H165V218H167L166 217V215L164 214ZM174 216L176 217V215L174 214H172V217L171 218H174ZM182 215H180V217H181ZM197 216H195V217H197ZM200 216H198L197 218H195V220L196 219H198ZM207 216H209V215H207ZM218 216V217H217ZM216 217H217V219L218 218H220L219 217V215H217ZM227 216H230V215H227ZM240 216H243L242 214L240 215ZM253 216V215H252ZM39 217V218H40ZM56 217V218H55ZM185 217L183 216V218L181 219L182 221L184 220L185 221ZM193 217H190V218H192V220H193ZM213 217H215V213H214V216L212 215L211 217H209L210 219L211 218H213ZM215 217V218H216ZM232 218H236L237 217V215L236 216H231ZM71 218H73V217H71ZM75 218V217H74ZM145 218H144V220H145ZM153 219H154V217H152ZM151 218V219H152ZM156 218V220H155V224H157L158 223V225H153L150 221V218L148 217V219L150 220H148L149 222H150V227L151 228H154L153 230H157V231H155L156 232V237H157V232H159V231H161V226L160 225H162V224H160L159 225V222H158V220H157V217H155ZM162 218V217H161ZM177 218H178V214H177ZM201 218V217H200ZM228 218V217H227ZM230 218V217H229ZM221 219V220H225V221H220V222H224V225H228V223L226 224V221L227 220H229V222H230V220L231 219ZM235 218H234V220L232 219V221L231 222H233V223H237V221H238V223H240L239 225H241V226H243V227H245V226H247V225H245V222H247V220H249L248 218H246V216H245V218H243V217H241V218H243V219H245L246 221L245 222H243V221H241V218L239 219V220H237L236 219V221H235ZM55 219V220H54ZM59 219V220H58ZM78 219V218H77ZM84 219H86V220H84ZM168 219V218H167ZM167 219H166V221H167ZM189 219V218H188ZM207 219V218H206ZM210 219H208V221L210 220ZM74 220V219H73ZM112 220V219H111ZM173 220V219H172ZM177 221L178 219H174L173 221ZM180 219L178 220V221H181ZM191 220V221H192ZM195 220H193V222L195 221ZM212 220V219H211ZM214 220V221H213ZM213 220H212V222L211 223H213L212 224V226H210V224H209V227L211 228H213V230H211L210 232H212L211 233V235H213V233H219V232H217V231H219V229H218V225H220V224H222V223H220L219 222V224H217L216 222L218 221V220H215L214 218H213ZM253 220V219H252ZM252 220H249V221H252ZM40 221V222H41ZM56 221V222H55ZM70 222H72L71 221V219L69 220ZM75 221V220H74ZM78 222H79V220H77ZM83 221L84 222H86V223H83ZM118 221V220H117ZM135 220H133L130 224L132 225V227H137V225H141V221H140V219H139V223H137L136 224V221H135V224H132L133 222H134ZM143 221V220H142ZM153 221V220H152ZM172 221V222H173ZM178 221L176 222L177 223V226H178V224L180 223V226H181V222H179L178 223ZM200 221V220H199ZM235 221V222H234ZM240 221V222H239ZM254 221L257 223V221L254 219ZM253 221V222H254ZM92 222H94V218H92ZM130 222V221H129ZM137 222H138V219H137ZM144 222H147V220H145ZM171 224H172V222L171 221H169ZM197 222V221H196ZM242 222H243V225H242ZM74 223V222H73ZM88 223V224H87ZM143 223V222H142ZM153 223H154V221H153ZM185 223V222H184ZM192 222H190V224H191ZM202 223V222H201ZM216 223V224H215ZM235 223V224H236ZM256 223H253V224H251V222L248 224V226H249V228L251 227V226H256L257 224ZM263 223V222H262ZM63 224V225H62ZM144 224V223H143ZM146 224V223H145ZM147 224H149V223H147ZM147 224H146V226H147ZM152 224V225H151ZM174 224H175V222H174ZM194 224H196L195 226V229L194 230H192L191 228V231H195V232H197V234L199 235L200 233H202V232H200L201 231V228H206V224H205V226H204V224L203 225H201V226H199V228H200V230L198 231L197 230V226L200 224L199 222H197V223H195L194 222ZM198 224V225H197ZM208 224V223H207ZM230 224H232V223H229V225ZM254 224H256V225H254ZM131 225H130V228L131 229H133L132 227H131ZM134 225V226H133ZM182 225H185V224H182ZM223 225V224H222ZM223 225V226H224ZM234 225V224H233ZM237 225V224H236ZM251 225V226H250ZM146 226H143V228L140 226V228L141 229H145L144 227H146ZM149 226H147V227H149ZM153 226V227H152ZM158 226V228L157 229H155L156 227ZM163 226V228H164V225H162ZM172 225H170L169 227H171ZM186 226V225H185ZM202 226H204V227H202ZM214 226H216V227H214ZM238 226V225H237ZM260 226H261V224H260ZM260 226H256L258 229H259V227ZM91 227H96V228H93V229H97V230H99V232H97V230L96 231H94L93 229L91 230V231H93L94 233H101L100 234V236H103V238L102 237H100V238H96V237H92L91 235V237L90 236H88V234L89 233H93V232H90V229H91ZM120 227V226H119ZM182 227V226H181ZM226 227L228 228V226H225V230H226ZM230 228H233L231 225L229 226ZM234 227H236L235 225H234ZM238 227H240V226H238ZM255 227V228H256ZM263 227H264V225H263ZM263 227L261 228L262 230H264L263 229ZM160 228V230H158ZM174 228H177L176 226H174ZM174 228L173 229H171L170 228V232H171V234H172V230H174ZM179 228V227H178ZM177 228V229H178ZM182 228H184V227H182ZM186 228L187 227H185V230L183 231V232H181V231H179V229L181 230V228H179L178 229V231L179 232H181V234H180V236L183 234V233H186L187 232V234H189V235H193L195 232H193V234H191V232L190 231H186ZM204 228V230H206L207 231V228L205 229ZM214 228H216V230H214ZM241 228V227H240ZM240 228L238 229V228H236V230L238 229V230H240ZM248 227H246V228H243V229H247ZM248 228V229H249ZM255 228H253V229H255ZM40 229V230H41ZM164 229H166V228H164ZM162 230V231H164V233H166V231H167V229H166V231L165 230ZM177 229H175V230H177ZM188 229V228H187ZM221 229H222V226H221ZM235 229V228H234ZM242 228H241V230L239 231L240 233H241V231H245V230H243ZM248 229H247V231H248ZM257 229V231H258V233H257V231H256V233L258 234V235H260L259 237L257 236V234H253V237L250 235V233H248L247 231V233L250 235V236H248V237H252L253 239H252V241H253V243H254V240L256 239L255 237L257 236V239H256V241L258 242V244H260L259 245V248H261V245L262 244H264V242L263 243H261L263 240H262V238L261 237H263L264 235H262L261 233V230L259 231ZM65 230V229H64ZM118 230V229H117ZM138 230V229H137ZM136 229L134 230V231H137ZM203 230V229H202ZM203 230V231H204ZM225 230L222 232V233H220L221 234V236H222V234L225 232ZM231 231H232V229H230ZM237 230V231H238ZM256 230V229H255ZM68 231V230H67ZM66 230L65 231H62V232H64V233H66L67 232ZM124 231V230H123ZM140 231H142V230H140ZM161 231V232H162ZM186 231V232H185ZM214 231V232H213ZM235 231V230H234ZM250 232L252 231L251 229L249 230ZM57 232V233H56ZM69 232H71V231H69ZM68 232V233H69ZM117 232V231H116ZM138 232V231H137ZM155 232H154V234L153 235H155ZM168 232V231H167ZM174 232V231H173ZM177 232V231H176ZM188 232H190V233H188ZM208 232V231H207ZM207 232L206 233H204V235H203V233L202 234H200V235H203L202 237H204V239L206 240L205 241V243H207V239H212L213 237H215V236H213V237H211V238H205L206 236L208 237V235H207ZM226 232H228L229 233V231H227L226 230ZM236 232V231H235ZM253 232V231H252ZM72 233V232H71ZM71 233H69V234H71ZM131 233V232H130ZM129 232L127 233L128 235L130 234ZM134 233V232H133ZM175 233V232H174ZM173 233V234H174ZM240 233H234V235H232V236H237V237H235V238H240ZM247 233H243V234H247ZM74 234V233H73ZM73 234H71L70 236L68 235L67 237H71ZM97 234V235H98ZM126 234V235H127ZM160 234H162L163 235V233H159L158 235H160ZM170 233L168 232L167 233V235H166V237L165 236H163V238H161V236L162 235H160L159 237H160V239H163V241H169L171 238H173L172 236H168ZM178 235H179V233H177ZM176 234V235H177ZM197 234H194L195 236L197 235ZM216 234V235H217ZM219 234V235H220ZM225 234V233H224ZM223 234V235H224ZM93 235V234H92ZM118 235V237H119V235L121 236L122 235V233L120 232V233H118L117 234ZM134 235V234H133ZM138 235H139V233H138ZM142 235V236H141ZM141 238H140V241H143V240H145L144 242H146L148 239H147V235L146 234H142V232H141ZM143 235H144V239L143 240H141L142 239V237H143ZM152 235V236H153ZM176 235H174V237L176 236ZM177 235V236H178ZM188 235V236H189ZM225 235H227V234H225ZM229 235V237L227 238L228 240H229V238L231 239V237L232 236H230V234H228ZM238 235H239V237H238ZM241 235H242V233H241ZM245 235H243V236H245ZM254 235H256V236H254ZM262 235V236H261ZM76 235H73V237H75ZM93 236H95V234L93 235ZM149 236V235H148ZM168 236V237H167ZM179 236V237H180ZM184 235H182L181 236V238L182 239H184V237H185V239L186 238H189V237H191V238H193V239H191V238H189V240L191 239L192 241L193 240H197V238H198V236H197V238H195V236H189V237H187V235H185L184 237H183ZM243 236H241V238L243 239V240H248V238L247 239H245V237H243ZM64 237V236H63ZM124 237V236H123ZM123 237H119V239L120 238H122V240H123V242H125V241H129L128 239L127 240H125V239H123ZM125 237H128V236H125ZM134 237H135V235H134ZM164 237L166 238L165 240H164ZM170 237V238H169ZM202 237H200V238H202ZM95 238V239H94ZM129 238V237H128ZM130 238H131V236H130ZM129 238V239H130ZM133 238V237H132ZM148 238H150V236L148 237ZM168 238H169V240H168ZM178 238V237H177ZM181 238H178V239H181ZM222 238H224V237H221V239H220V237H218V239L219 240H221V242H222V244L223 245H225V246H223V247H226V244L225 243H227V247H228V245L230 244V240H229V242L228 241H224L223 242V240H225V239H222ZM234 238V237H233ZM264 238V237H263ZM63 239V238H62ZM108 239V242L107 241H105V240H107ZM151 239V238H150ZM156 238H155V236H154V243H155V241H159L160 242V240H155ZM184 239V240H185ZM226 239V240H227ZM261 241V242H259V240ZM58 240H61L60 238L58 239ZM84 240V241H83ZM111 240H112V238H111ZM172 240H174L175 241V239H172ZM177 240V239H176ZM188 240V241H189ZM243 240H241L240 239V241H239V243H237L238 245L240 244V242H242ZM64 241V239L62 240V242ZM113 242H114V240H112ZM153 241H152V244H153ZM162 241V240H161ZM179 241V243L181 242L180 240H177V241H175V243H177ZM199 241V240H198ZM198 241H194V242H198ZM235 241V242H234ZM245 241H243V242H245ZM41 242V243H40ZM61 242V243H62ZM143 242V243H144ZM170 242V241H169ZM169 242H167V245H170V244H168ZM182 242H184V248H183V244H181L180 243V247L181 248H183V249H181V250H184V249H186L184 252V254L182 255V253L181 252H183V251H178L177 250V254H175V255H178V253L180 252L181 253V255H180V257L181 256H184L185 254L186 255H189V258H188V256H186L187 257V259L185 260V256L183 257V258H178L179 257V255H178V257H177V259L179 260V261H181L182 259H184L185 261H188L189 259L191 260V258L192 257H195V258H193V262H195L194 261V259H196V255H197V253H198V250L196 251L195 250V247L193 248V246H192V243L193 242H191V241H189V242H187V239H186V244H188V243H191V244H188V245H190V247H192V248H188L189 246H185V241H182ZM233 243L231 244V247L229 246L228 247V249H227V247H226V249L228 250L227 251V253L228 254H230V258H232V259H230L229 258V255L226 253V254H223V255H228V256H226V257H228L227 259H225V260H227L228 262H227V264L229 263V264H232L233 262V264H235V263H237L238 261V263L237 264H252L251 262L253 261V260H257L255 263L256 264H259L260 262H261V259H263V261H264V257L263 256H261V259H259V257H260V255H258V254H261L262 252V249H264V247L263 248H261L260 250L259 249H256V247L254 248L255 249V251H254V249H252L251 248V244H253L252 242H251V239H249V247H250V250H253L252 252L250 251V250H248V248L247 249H245L246 247H247V245H246V243L245 244H241V246L243 245V246H245V248H243V247H241L242 249V252H243V249H245V253L246 254H250L249 256H245V258H243V260H241V257H240V255L242 256V252L241 251H239L238 249L236 250V249H233V246H234V248H238V247H240V246H238L237 244L235 245V243L237 242V240L236 239H234L233 241H232ZM246 242H248V241H246ZM39 243L41 244V246H39L38 247V245H39ZM129 243V242H128ZM126 244V246H129V244ZM147 243V242H146ZM157 243V242H156ZM161 243V242H160ZM165 243V245H166V242H164ZM163 242H162V244H164ZM172 243H173V241H172ZM213 243V242H212ZM66 244V242H64V245ZM111 243H109V245H108V247H110V249H111V251L108 253L109 255L110 254H112L113 252H112V249H113V247H111V245H110ZM115 246H117L116 244H115V242L113 243ZM162 244H154L155 246H158L157 248H161V245ZM197 244V243H196ZM255 244L258 246V244L255 242ZM254 244V245H255ZM63 245V249H65L64 246ZM131 245H132V243H131ZM137 245H139V244H137ZM137 245H136V247H137ZM143 245H145V243L143 244ZM165 245H162L164 248L166 247ZM175 245V244H174ZM199 245H202L200 242H198V246ZM204 245H206V244H204ZM204 245H202V246H204ZM208 245H209V243H208ZM208 245H206V247L208 246ZM216 245V244H215ZM251 245V246H250ZM254 245L252 246V247H254ZM62 246V245H61ZM61 246H60V248H61ZM113 246V245H112ZM148 246V248H147V250L149 251V246L151 247V243L150 244H148L147 245ZM147 246H144V247H147ZM160 246V247H159ZM178 246H179V244H178ZM199 247V248H197V249H202V248H205V246L204 247ZM212 246V245H211ZM238 246V247H237ZM263 246V245H262ZM57 247H59V246H57ZM80 247H82V245L80 246ZM80 247H78V248H80ZM118 247V246H117ZM136 247H132L133 248V250L132 251H129V253H131V252H133L134 250V252H136V254H134V256L135 255H137L138 256V254H140V256L139 257H141L142 258V254H143V252L142 251H144L145 253H146V251L144 250V249H140V251L141 252H139L138 253V250H137V248ZM215 246H213V248L211 249L210 248V245L208 246V248H207V252L209 251V250H213L214 251V254H215V249H217V247H215ZM53 248V249H52ZM59 248V249H60ZM84 248H86V247H84ZM84 248H81L82 249V251H83V249ZM130 248V247H129ZM136 248V249H135ZM138 248H140V245H139V247ZM152 248V247H151ZM153 248H154V246H153ZM161 248V249H163V251H162V253H164L165 252V249L167 248ZM210 248V249H209ZM39 249V250H38ZM55 249H56V247H55ZM58 249V250H59ZM62 249V251L64 252V250ZM117 249H119V248H117ZM128 249V248H127ZM171 249V248H170ZM170 249H166L167 251L166 252H168V250H170ZM175 249H177V248H175ZM209 249V250H208ZM226 249H224L223 248V250H226ZM230 249H232V250H230ZM122 249H119V251L118 252H120ZM151 250V249H150ZM154 250H157V249H153V250H151V252L153 253V255L154 254H156V253H159V256L160 255H162V254H160L161 253V250H157L156 251V253H154L155 251ZM173 251H174V249H172ZM171 250V251H172ZM187 250H189V251H187ZM193 252H196V253H193ZM203 250H205V249H202V250H200V251H202L203 252ZM250 251V252H248V251ZM85 251V250H84ZM89 251H88V253H89ZM93 251V252H92ZM106 251V250H105ZM104 251V252H105ZM116 251V250H115ZM114 251V252H115ZM117 251L115 252V253H117ZM124 250H122V252H120V253H123V255H119L120 253H118L117 254V256H120L123 260L125 259L127 262H125V260H124V264H127L128 262L130 263V264H132L131 262H130V259L129 258H131V256H127V254L126 253H124L123 252ZM171 251H169V252H171ZM186 251L187 252H190L191 251V256H190V254L188 253H186ZM218 251V250H217ZM231 251V252H230ZM236 251V252H235ZM239 251V252H238ZM248 253H247V252ZM256 251H258V253L256 254ZM55 252V251H54ZM59 253L61 252L60 250L58 251ZM72 252V251H71ZM128 252V251H127ZM133 252V253H134ZM205 252V251H204ZM220 252H221V250H220ZM241 252V254H239L238 255V253H240ZM253 252H255V253H253ZM260 252V253H259ZM40 253H41V251H40ZM62 253V252H61ZM92 253V254H91ZM148 253V252H147ZM200 254H201V252H199ZM223 253H224V251H223ZM235 253H237V254H235ZM244 253V254H245ZM17 254V256H15ZM64 254V253H63ZM70 254V256L72 257V254L71 253H69ZM169 254V253H168ZM171 254V253H170ZM193 254H195L194 256H193ZM204 253H202L201 255H200V257H201V260H200V257H198V255H197V258H199V260L200 261H198L200 264H205V263H203V262H201L202 260H204V259H202L203 257H205L204 255H203ZM208 254V258L210 257V251L207 253ZM214 254L213 255H211V258L214 256ZM216 254H218V252H216ZM216 254H215V256H216ZM245 254V255H246ZM263 255H264V253H262ZM42 255H41V257H42ZM62 255V254H61ZM96 253L94 254V257L96 258ZM108 255V259H109V256ZM114 255V256H113ZM131 255H133V254H131ZM174 255V254H173ZM222 255V256H223ZM235 255V256H234ZM236 255H238L239 256V258H240V260H239V258L238 259H236L237 261L235 262L234 261V258H237L238 256H236ZM251 255H258L257 257H258V259H255V258H257V257H254V256H251ZM70 256H68V258L70 259L71 257ZM98 256H99V258H98ZM101 254H97V262L99 263V262H101V260H100V258H101ZM112 257H115L116 258V254H112L111 255ZM127 258H125V257ZM146 256H149V253H148V255H145L144 256V258H140L141 259V261H143L142 263L144 264V260H146V258H147V260H149L150 259V257L151 256H149V257H146ZM163 256V255H162ZM167 256V255H166ZM165 256V257H166ZM57 258L58 260L56 261L55 260V262L54 261H51V260H53V258ZM154 257H156V259H157V261L159 260V258L161 257H158L157 255H154ZM167 257H173V256H167ZM175 257V256H174ZM217 257V256H216ZM219 257V256H218ZM253 257H254V259H253ZM54 258V259H55ZM83 258H85V257H83ZM89 258V257H88ZM88 258H86V259H88ZM93 258V257H92ZM95 258H93L94 259V261H95ZM118 258L119 257H117L116 258V260L113 258L112 260H110L111 259V257H110V259L108 260V259H106V260H102L103 262H101V264L103 263V264H116L115 262L117 261V264H120L121 263V261H119L118 260ZM149 258V259H148ZM214 258V257H213ZM212 258V259H213ZM224 258H225V256H224ZM93 259H91V257H90V260H88V263L90 262V261H92ZM132 259V258H131ZM139 259V260H140ZM154 259V258H153ZM163 259V261H161ZM162 259H160L159 261H161V263L162 264H167V262L165 261L166 259L165 258H163L162 257ZM165 259V260H164ZM206 259V263L208 264L209 263V259H207V258H205ZM212 259H210V260H212ZM222 259V258H221ZM230 259V260H229ZM47 260H48V262H47ZM70 260H72V258L70 259ZM70 260H68V262H69V264H71L72 262H70ZM98 260H100V261H98ZM122 260V261H123ZM137 260V258H133V261H136ZM138 260V261H139ZM147 260H146V262H145V264L147 263H149V262H147ZM155 260V259H154ZM190 260H189V262H185V261H182V262H180L179 264H189L190 263ZM197 260L198 259H196V263H194V264H199V263H197ZM207 260H208V262H207ZM223 260V259H222ZM258 260H260L259 261V263H258ZM41 261V264H45V263H42V259L40 260ZM84 261L87 263V261L84 259ZM93 261V262H94ZM141 261L140 262H138V264H141ZM156 260H155V264H160V263H158ZM166 263H165V262ZM169 261H170V259H169ZM192 261V260H191ZM219 261H221V260H218V263H220ZM261 262L260 264H263L264 262ZM62 262V261H61ZM176 262H177V260H176ZM176 262L174 263V261H173V263L174 264H176ZM185 262V263H184ZM193 262H191V264L193 263ZM211 262V261H210ZM223 262V261H222ZM232 262V263H231ZM254 262V261H253ZM60 263V262H59ZM59 263H57V264H59ZM92 263V262H91ZM91 263H89V264H91ZM95 263V262H94ZM98 263H96V264H98ZM122 263V264H123ZM137 262H133V264H136ZM169 263H171V262H168V264ZM172 263V264H173ZM217 263V264H218ZM224 263V262H223ZM73 264V263H72ZM150 264V263H149ZM221 264V263H220ZM225 264H226V261H225Z\"/></svg>",
  "mask_w": 264,
  "mask_h": 264
},
{
  "label": "built area",
  "instance_id": "3",
  "mask_svg": "<svg viewBox=\"0 0 264 264\" xmlns=\"http://www.w3.org/2000/svg\"><path fill=\"white\" fill-rule=\"evenodd\" d=\"M247 1H249L250 3L256 4L257 6H259L261 8L262 7L264 8V4L261 3V2H256L254 0H247ZM213 57H214V52L208 53V55L206 57V60L209 62V61H211L213 59Z\"/></svg>",
  "mask_w": 264,
  "mask_h": 264
}]
</instances>
